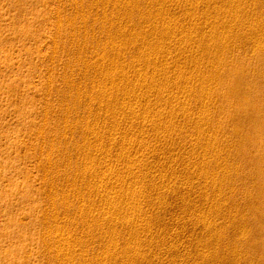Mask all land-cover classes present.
Masks as SVG:
<instances>
[{
  "label": "rangeland",
  "instance_id": "1",
  "mask_svg": "<svg viewBox=\"0 0 264 264\" xmlns=\"http://www.w3.org/2000/svg\"><path fill=\"white\" fill-rule=\"evenodd\" d=\"M51 1V2H50ZM74 1V2H73ZM80 2V4L78 3V0H76V2H75V0H70V2H69V0H0V264H71L72 262H75V260H76V262L78 263V262H80V263H82V264H85L86 262V264H90L91 262L93 263V264H98V262H100V261H98L99 260V258L101 257V256H103V255H101L100 256V254H104V256L105 257H107V256H109V257H107L106 259H109V260H112V262H113V264H122L123 263V261H121L122 259H124L126 256H127V253L126 252H128L129 254L128 255H131V253L129 252V251H127V245H129V243L128 244H126V242H127V240L128 239H130V240H128V242H130V241H133L134 239H131V234L129 235V233H130V231L128 230V229H125V228H127L126 226H125V228H124V226L122 225H120V226H118V223L117 224H115V225H113L111 222H109V221H106L105 219V221H103V219H102V215H100V214H98V212L99 213H101V214H103L102 213V210H100V209H102L103 208V211L104 212H106V210H107V206L109 205V204H107V203H104L103 202V200H101V199H99V197H100V194H98V193H96L93 189V191L90 189V188H86V185H87V187L88 186H90L91 184H92V181H93V183H98L97 181L98 180H96V179H99V177H94V176H92V178H88L87 176H88V174L87 173H85L86 175L85 176H83L80 172H82V171H79V170H81V168H82V170L85 168V169H89V167L91 168V165H94L93 167H92V169L93 168H95V165H96V167H98V165L100 166V161H98L99 159V156L100 155H97L96 157H95V155L97 154V152H96V150H97V147H99V146H102V143H103V141L105 142V144L107 145L108 144V142H109V139H111V137H109L108 138V135H107V132H108V129H110V127L111 126H113L114 124H112V120L114 121L113 123H115L116 121H117V119H118V123L120 122L121 124L123 123V122H126L125 124H123V125H120V124H118L117 123V125H119V127H118V132L116 131V133L119 135H116V133H115V131L113 132V131H111V130H109V131H111V132H113V133H115V135L113 134V138H116V139H113V140H110V143H112L113 142V144L114 143H116L115 144V146H114V148L113 149H111V152H110V160H108V161H106L107 163L108 162H111V163H109V164H107V167H105V164L103 163V164H101V167L100 168H102V169H104L103 167H105V169H109L108 170V172L109 171H112L113 172V170H114V173L113 174H115V176L113 175V177H116L117 176V178H118V180L119 179H121L122 177V179L121 180H124V178L126 179V178H128V176H127V174H123V173H120V175H122V177H120V175H119V172H121V170L120 169H122V165H123V161H120L119 160V157H118V153L119 152H121L122 150H124V148L127 146V144L126 143H128V141H129V145L130 144H134L135 146H137V145H139L140 147H138L137 148V151L136 150H133V151H131V153L130 154H135V152H139V149L142 151V148H143V151L142 152H144V153H142L141 151V153L139 152V154L138 155H132V157L134 158H136V157H138V156H140V158L138 157V159H139V161H142V160H146V162H147V160L149 159V161L147 162V167L144 169V171L145 172H147V173H145L146 174V176L145 175H143L144 173V171L143 170H141V171H143V172H140V171H137V169L135 170V172L137 171V172H139V173H143V174H139V176H140V178H139V176H138V174H137V172H136V175H135V172L134 173H132V175H129V176H132L133 178L135 177H137L138 176V180L137 179H133V178H130L131 180L133 179V180H137V182H139L141 179H142V181L144 180V183H142V181H140V183H135L134 181H133V184L134 185H132V187L133 186H135V189H136V186H137V189L136 190H138V189H140L139 191H141V192H143V190H144V194L146 195V197H147V195H148V199L146 198L145 200L144 199H142V200H137V202L136 203H138L139 201H142V202H139L138 203V207L141 209V210H143L142 212H144V214H143V216L145 217V220H144V217L142 218V219H139L138 220V223L139 224H141V223H143V226H144V224L145 223H147L148 224V226L150 227V228H148V230H139L138 232H139V234L138 235H140V237L142 238H139V236H138V238H137V240H139V239H141V240H139V242H144V246L146 247H144V251H143V254H144V252H145V257H143L142 258V262H143V264H180L181 262H183V263H181V264H188L189 263V259H191V262H190V264H198V262L200 263V264H202V262H201V259L202 258H200V256H201V254H203V252L204 253H210L211 251L212 252H214L215 250H213V249H215L216 247L218 248H216V254H217V257L215 256V252H214V254L211 252V254L213 255V257H214V259L212 260V258L211 259H209V261H210V263H209V261L208 260H206V261H203V264H206L205 262H207V264H229L231 261H234V260H232L233 258H235V262H231L230 264H250L251 262V264H264V254H262L261 253V251H263V250H260V251H257L258 249L255 247H251L252 245H248V241L246 240L245 241V238L246 237H244V236H241V237H239V234H236L235 233V231L236 230H234L233 231V228H231V227H229V226H231L232 225V223H233V221H236V220H239V221H241L242 222V224H244L245 226H247V228H248V225L250 226V223H251V221H252V216H251V214H249V208L248 207H245V206H247V198L245 197V195H244V193H243V191H242V189H244L246 186H248L247 184L245 185V184H243L242 185V182L243 181H240L239 179H236L235 178V180L231 183V184H228L227 186H228V188L226 187V190L225 191H227V193H228V191L230 190V192H231V190H232V192H231V194H233L232 196H231V198L233 199V202H235V203H237V204H235L236 205V208H235V205H232L233 207H231V208H233V212L231 211V213H234L233 215H232V217L229 219V222L230 223H226V224H223V223H225V221L224 220H226V219H222L223 217H224V215L221 217V218H219L218 216H216L215 217V219H214V217H213V223L215 222L218 226H221V225H223L224 227H222V231L220 232V229H221V227H219L218 229H217V225H216V229L215 230H218L219 231V233H218V231L216 232L217 234L216 235H212V233H210L213 237H215L214 239H213V237L208 233L207 234V232L208 231H205L204 230V228L203 227H201L202 225H200V224H196V223H194V220H195V217H197V215H202V213H204V212H206L207 211V209H209L210 207H211V202H208V201H206L205 202V200H203L202 199V197L201 196H203V193L204 194H207L208 196H210V189H204V188H201L199 185H198V179H195V177L197 176L198 177V174H197V172H196V168H194L193 167V161L194 162H196V161H199L200 160V158H202L201 157V155H199L200 153H197L198 152V150H196V151H194L195 152V154H193L194 152L189 148V146H187L188 148H189V152H191V154L189 155V154H187V153H189L188 151L186 152V150L188 149L186 146H185V148H184V144L186 143V139H184L183 138V135L182 134H180V135H176V134H174V131L172 132V130H168V128L167 127H165V125H164V129H163V127H161L162 129L161 130H159L160 132L159 133H164V135H165V138H162L160 135L162 134H160L159 136H157V135H154L155 134V132L153 133V131L151 130L152 129V126H153V124L155 123H153V122H149V123H147V121L145 120V119H143V117L145 116V114H147V113H145L144 112V114L142 113V115H143V117L141 118V116H139V118H138V120L137 121H139V119H143L144 121H146V122H143V120H142V125H145L144 127H139L138 125L140 124V123H138L136 120H131V123H130V121L127 119V118H124V117H121L120 115H118L117 117L118 118H115V120L114 119H112V117L110 116L111 114L110 113H112V111L109 109H107V107L105 106V102H100V101H98V100H96L97 98H94L95 99V101H94V99L93 100H91V98H93L94 96V92H95V90L97 89V87H98V83H99V81L102 83L103 81H105V79L103 78V81H101V79H102V75L101 74H97V72H99V71H94L93 70V66L95 65V64H93V63H97L98 62V60H100L99 59V53H100V50L98 49V46H97V43H100L101 44V46L102 45H104V44H106L105 46L106 47H108V46H110L111 45V39H110V41L108 40L109 38H111V37H109L108 36V34L106 33V28H108L110 25H116V23H118L119 24V22H121V24H119L118 26H117V29H119L120 31H126L125 33H128V32H130V31H137V29H140V28H144V26H146L145 28H149L150 27V25L151 24H149V23H151V22H149V23H147V21H145L147 24H145V22H144V25L141 23V22H143V21H141L140 23L142 24V25H140L139 24V17L137 16H135V15H133V14H137L138 15V13L140 12H143L144 13V11L146 10H150V12H161L162 10H163V12L165 11V8L167 7L168 8V10H166L165 11V14H168L169 13V17H165L164 19V23H162L163 24V26L165 25L166 27L165 28H167V27H170V28H172V27H176L175 29H174V33L173 34H177V35H175L174 37L175 38H184V37H182L184 34H185V36H187V37H189L190 38V36L193 38H190V40L192 41V47L194 48H191V41H189L190 43V45H189V47H187V48H184V47H180V46H178V45H175V47H170L169 49L171 50H169V53H171L172 51V54H170L171 56H169L168 55V53H167V57L169 56V57H171V59L168 57V58H164V59H161V63L163 64V61H164V63L165 62H167V61H169L168 62V64H166V65H164V67H167V66H169L168 68H170V65L169 64H171V70H173V72L175 73L177 70H180L181 71V69L182 70H184L185 69V72L187 73L188 71H189V74H192V73H194V72H192L195 68L194 67H196V60H197V58L199 59V57H200V59H202V60H200L199 59V61H200V63L197 61V66L199 67H196V68H198L197 70L195 69L194 71H195V73L197 72V71H200V69H201V73L200 72H198V73H200V74H202V73H204L203 74V76H205L206 75V73L207 74H209L208 72H209V70H207V69H209L210 68V73H218L219 71L221 72L222 70V66L224 67V65H221V64H223L224 62H227V64L229 63V64H232V65H237L238 67H243V68H246L247 70H248V72L252 75V76H250V77H258V74H257V72H256V68H258V67H260V69H261V73L263 74L264 73V71H263V69H264V50H263V52H261V51H257V50H254V49H252V46H249L247 43V41H244L243 40V37L242 36H239V35H241V33H242V30L243 29H247L248 28V25H249V21L251 20L252 21V26L253 25H255L256 23H257V21H258V24L260 25L261 23V26H262V28H263V30H264V18H263V16H264V0H252L253 2H251V0H239V2H240V5H236V0H232L233 2H230L231 0H227V1H225V0H218V2H216L217 0H213L212 2H209L210 0H208V4H207V0H204V2H202V3H200L201 1L200 0H194V1H188V2H192L191 4L193 5V7L192 6H190L191 4L189 3V6L187 5V3H184L186 0H177V2L178 3H180V4H178L177 2H176V0H174L175 2H170L169 0H164V3H163V5L162 4H160L159 3V5L158 4H156L155 6H152L151 5V7H154V8H158L157 10H155L154 11V8H151L150 7V4L149 5H146V4H148V1H145V0H137V1H139V4L137 3L136 5L137 6H139V9H138V11L136 10L137 8H132L133 6L131 5V7L128 5V7H126V9L124 10V11H127V12H125L124 14L122 13L121 14V12H123L122 11V9H119L120 11H116V10H118L117 9V7H114L113 8V6H115L116 4H115V1H111L110 2V5H109V0H108V4L106 3V4H101L100 2L98 3L97 2V0L96 1H93V0H91V2L93 3V4H90L91 2H90V0H88V2H87V0H79ZM118 1V0H117ZM116 1V2H117ZM121 0H119V2H120ZM180 1V2H179ZM196 1V3H200L201 4V6H200V4H197V5H195L196 3H194ZM199 1V2H198ZM216 3H215V2ZM223 1V2H222ZM245 1H247L248 3L250 2V4L252 5V3H253V7L255 8L254 10H253V7L251 6L250 7V4L249 5H246L245 3ZM262 1V2H261ZM86 2V3H85ZM143 2H144V4H143ZM147 2V3H146ZM167 2H169V3H171V5L169 4V3H167ZM183 2V3H182ZM215 3V4H212V3ZM219 2H221L220 4H219ZM225 2V3H224ZM228 2V3H227ZM235 2V3H234ZM238 2V1H237ZM239 2L237 3V4H239ZM73 3V4H72ZM76 5H75V4ZM89 3V4H88ZM95 3H97V4H95ZM112 3H114L115 5H112L111 6V4ZM172 3H173V5H172ZM176 3V4H175ZM232 3V4H231ZM247 3V4H248ZM261 3V4H260ZM78 4V5H77ZM144 6H143V5ZM174 4H175V6H174ZM177 4H178V7H177ZM182 4H184L186 7H184V5H183V7H182ZM210 4V5H209ZM218 4V5H217ZM223 4V5H222ZM227 4H229V5H227ZM235 4V6L236 7H231V5H234ZM241 4L243 5V7L241 8L240 6H241ZM61 5V6H60ZM67 5V6H66ZM70 7H69V6ZM74 5H75V7H74ZM88 5V6H87ZM89 5H92V6H89ZM98 5V6H97ZM99 5H100V7L102 8H100L99 7ZM104 5H106V6H104ZM109 5V6H108ZM141 5H142V7H141ZM168 5H170V8L172 9V11H171V9L169 8V6ZM179 5H181V7L179 6ZM198 5H199V8L197 9V7H198ZM207 5V6H206ZM208 5H209V7H208ZM212 5V6H211ZM216 5V6H215ZM226 6V11H225V6ZM57 6V7H56ZM59 6V7H58ZM84 6H85V8H84ZM94 6V7H93ZM105 8H104V7ZM145 6H147V7H145ZM166 6V7H165ZM197 6V7H196ZM204 6H206V7H204ZM218 6V7H217ZM220 6V7H219ZM229 6V7H228ZM260 6V7H259ZM262 6H263V8H262ZM56 7V8H55ZM73 7H74V9H76L75 10V12H73L74 11V9H73ZM78 7H79V9H78ZM97 7V8H96ZM109 7V8H108ZM146 8L145 10H144V8ZM150 7V8H149ZM162 7H165V8H162ZM175 7V8H174ZM190 8V10H189V8ZM201 7V8H200ZM215 7H217V8H215ZM227 7L229 8V9H233L234 8V10H233V12H231L230 10H227ZM239 8V10H238V8ZM244 7H248V8H246V9H244ZM57 8H58V10H57ZM89 8V9H88ZM93 8V9H92ZM112 8V9H111ZM131 8V9H130ZM143 8V9H142ZM148 8V9H147ZM162 8V9H161ZM219 8V10L218 11H216L217 9ZM222 8V9H221ZM251 8V9H250ZM52 9V10H51ZM55 9L59 12L60 11V13H57V11L55 12ZM63 9H64V11H63ZM95 9V10H94ZM105 9H107L106 11H105V13H104V10ZM111 9V10H110ZM170 9V10H169ZM186 9V10H185ZM194 9H197L196 11H194ZM213 9H214V11H216V12H214L213 11ZM242 9V10H241ZM243 9H244V11L246 12V11H248L247 13H246V15H248V14H250V16H245V14L243 13L244 11H243ZM248 9V10H247ZM259 9V10H258ZM71 10V11H70ZM78 10L80 11V12H78ZM82 10V11H81ZM90 10H92L91 12H90ZM93 10H94V13H93ZM103 11V14H100V12H102ZM110 10V11H109ZM114 10V11H113ZM187 10H188V12H189V14L187 13ZM194 12H193V11ZM250 10V11H249ZM252 10H253V12H252ZM262 10V11H261ZM68 11V12H67ZM95 11H97V15H96V12ZM134 11V12H133ZM169 11V12H168ZM201 11V12H200ZM208 11V12H207ZM211 11V12H210ZM213 11V12H212ZM224 11V12H223ZM230 12L232 15H230V17L232 16L233 18H231V20H230V18L228 17L229 16V14H228V12ZM234 11H236V13L234 12ZM239 11H241V12H239ZM52 14H51V13ZM54 12L56 13V15L54 14ZM63 12V13H62ZM77 12L80 14V13H82V14H77ZM107 12H108V14H107ZM111 12V13H110ZM114 12V13H113ZM120 12V13H119ZM179 12V13H178ZM184 12V13H183ZM191 12V13H190ZM209 12L211 13L210 14V16H209ZM222 12H223V14H225L224 15V17L226 18V20H227V22H228V24H227V22H226V20H224L223 21V15H222V17H220L221 16V14H222ZM74 13V14H73ZM118 13V14H117ZM194 13V15H192ZM203 13H206L205 15L203 14ZM208 13V14H207ZM212 13L213 14H215V16L214 15H212ZM216 13H219L218 15L216 14ZM239 13V14H238ZM243 13V14H242ZM252 13H254V14H252ZM255 13H257L256 15H259V16H256L255 15ZM259 13V14H258ZM69 14V15H68ZM71 14V15H70ZM74 15V17L75 18H73V15ZM92 16H91V15ZM99 14H100V16H99ZM104 14H106V16L108 17V16H110V14H112V16L115 14L116 16H113V17H117V19H120V20H116V22H115V20H112L111 21V19H109L110 17H108V18H104L103 19V16L102 15H104ZM126 14L128 15V16H126ZM130 14V15H129ZM158 14V13H157ZM177 14V15H176ZM201 14L203 15V17L205 16H207L206 18L204 17V18H202V16H201ZM238 15V16H236V15ZM54 15V17H51V16H53ZM57 15H59V19L61 20L60 22H59V24H61V27H60V29L62 30L61 31V33H59V35H57L58 33H56L55 31H56V29H58V28H56L57 27V24H58V22H56V18H57ZM66 15V16H65ZM83 15H84V17L85 18H83ZM93 15L96 17V19H94L93 18ZM121 15V16H120ZM122 15L124 16V17H122ZM132 15V16H131ZM162 15V14H161ZM174 15V16H173ZM179 15V16H178ZM187 15H189V16H191V17H188ZM77 16V17H76ZM91 16V17H90ZM102 16V17H101ZM130 16V17H129ZM135 16V17H134ZM202 18V19H200V17ZM213 17V20L214 21H212V17ZM217 16H218V18H217ZM235 16V17H234ZM241 16H242V18H241ZM258 18V20H257V18ZM261 16V17H260ZM63 17H64V19H65V22H64V19H63ZM101 17V18H100ZM112 17V18H113ZM126 17H129V18H126ZM187 17H188V19H189V22H188V20H186L187 19ZM198 17V18H197ZM214 17H216V19H214ZM229 19H228V18ZM237 17V18H236ZM239 17V18H238ZM243 17H245V18H243ZM248 17V18H247ZM255 17V18H254ZM69 18H70V21H68L69 20ZM80 18V19H79ZM81 18H83V19H81ZM90 18H92L93 20V22H91V19ZM100 20H98V19ZM125 18V19H124ZM191 18H193V20L191 19ZM224 18V19H225ZM241 18V23H240V21L238 22V20ZM247 18V19H246ZM249 18H251V19H249ZM252 18L253 19H256V20H252ZM68 19V20H67ZM73 19H74V21H73ZM79 19V20H78ZM84 19H88L87 21H85ZM108 19V20H107ZM114 19V18H113ZM123 19V20H122ZM128 19V20H127ZM130 19H133V20H130ZM160 18H158V21L160 22V20H159ZM196 19V20H195ZM197 19H199V20H197ZM208 19V22H206V24L204 23V22H202L203 20H207ZM221 19H222V23L224 22V24H222V23H220L219 22V20L221 21ZM237 19V22L235 21ZM244 19V22L242 21ZM249 19V20H248ZM53 20V21H52ZM57 20H58V18H57ZM84 20V21H83ZM90 20V21H89ZM97 20L99 21V22H97ZM109 20L111 21V22H109ZM127 20V21H126ZM135 20V21H134ZM169 20H170V22H169ZM186 20V21H185ZM201 20V21H200ZM231 21V23L229 24V21ZM246 20L249 22V23H247L246 22ZM119 21V22H118ZM123 21H125V24H124V22ZM128 21H129V23H128ZM176 21V22H175ZM192 21V22H191ZM195 21H197L198 23H195ZM219 22L218 24L220 25V27H221V25H222V27L221 28H223V27H225L224 28V30L223 29H221L220 27H219V25L217 24V29H214V26H213V28H212V25L213 24H216V22ZM260 21H261V23H260ZM72 22H73V25H72ZM86 22V23H85ZM102 24H101V23ZM114 22V23H113ZM158 22V23H159ZM215 22V23H214ZM232 22H234L233 24H232ZM57 23V24H56ZM65 25H64V24ZM69 23V24H68ZM70 23H71V25H70ZM78 23V24H77ZM84 23L85 24V26L88 28H86L85 26H84V24L82 25V24ZM89 23V24H88ZM98 23V24H97ZM104 23V24H103ZM107 23H108V25H107ZM111 23V24H110ZM122 23L124 24V25H126V23H127V25H126V28H124L125 26L124 25H122ZM190 23V24H189ZM194 23V24H193ZM212 23V25L210 26V25H207V24H211ZM226 23V24H225ZM241 25H240V24ZM56 25V26H54V25ZM67 24L68 25H70V26H68L67 27ZM170 24V25H169ZM173 26H172V25ZM175 24H176V26H175ZM178 24V25H177ZM196 24H200V25H196ZM239 24V26H237ZM64 25V26H63ZM82 25V26H81ZM88 25H90L89 27H88ZM97 25V26H96ZM100 25V26H99ZM102 25V26H101ZM105 25V26H104ZM107 25V26H106ZM137 25V26H136ZM138 25H139V27H138ZM149 25V26H148ZM183 25V26H182ZM196 25V26H195ZM204 27H203V26ZM234 25V27H239V29H241V30H239L237 33L236 32H232V31H230V28H232V26ZM250 25H251V23H250ZM63 26V27H62ZM75 26V27H74ZM79 26H81V27H79ZM94 26H96V27H94ZM114 26H112L113 28H114ZM120 26V27H119ZM134 26V27H133ZM141 26H143V27H141ZM187 26V27H186ZM195 26V27H194ZM199 26V28H197ZM201 26V27H200ZM210 26V27H209ZM242 26H244V28L242 27ZM245 26H246V28H245ZM252 26H250V27H252ZM78 29H77V28ZM83 27H85L84 29H83ZM103 27V28H102ZM128 27H131V28H128ZM135 29H133V28ZM136 27H137V29H136ZM178 27H180V28H178ZM189 27V28H188ZM190 27H192V28H190ZM206 27V28H205ZM227 27H230L229 29L227 28ZM64 28V29H63ZM71 28H73V29H71ZM91 28V29H90ZM105 28V29H104ZM112 28V29H113ZM120 28H122V29H120ZM124 28V29H123ZM165 28H163V30L165 29ZM195 28H197V30H198V33L199 34H201L200 32H199V30L202 32V34L201 35H203L204 34V36L202 37L201 35V37H197L198 36V33H197V30L195 29ZM202 28H203V30H202ZM205 28V29H204ZM243 28V29H242ZM68 29H70V30H68ZM83 29V31H81ZM126 29V30H125ZM128 29L130 30V31H128ZM181 29V30H180ZM210 29H213V30H210ZM71 30H73V31H71ZM92 30H93V32H92ZM95 30V31H94ZM99 30V31H98ZM104 30V31H103ZM176 30V31H175ZM190 30V31H189ZM193 30V32H191ZM195 30H196V32H195ZM216 30H218V31H216ZM219 30H220V32H219ZM223 30V31H222ZM76 31H77V33H76ZM86 33H85V32ZM89 31H91L92 33H89ZM178 31V32H177ZM188 31V33H186V32ZM207 31V32H206ZM210 31H213V33L211 32L210 34H209V32ZM217 33V36H216V33ZM224 32V31H226V32H224V33H222V32ZM230 31V32H229ZM245 31V30H244ZM81 32V33H80ZM82 32H84V34L82 33ZM89 34H88V33ZM98 32V33H97ZM180 32H182V33H180ZM191 32V33H190ZM195 32V33H194ZM207 33V35L208 36H213V37H211L210 38V43L212 42V41H214V44H213V42H212V45L213 46H215V48H217L216 46H218V45H216V44H218V42H216V41H220L219 39H223L224 37L226 38L225 39V42L226 43H228V42H230V43H228V46L229 47H224V49H225V51L227 52L228 50H229V52H225L224 54H223V56H224V58H223V56L222 55H219L220 57L219 58H216L215 56H217L218 57V55H213V54H216V52H217V50L216 49H212V47L213 46H211L210 47V49H212L213 50V53H212V50H210V51H208V53H205V52H202V51H200V53H198V51L199 50H201V48L199 49V47L197 48V47H195V45H194V43L196 44L198 41L200 42V41H203L205 38L206 39H209L208 38V36L207 37H205V35H206V33ZM218 32H219V34H218ZM241 32V33H240ZM69 33V34H68ZM94 33V34H93ZM99 33H100V35H101V37L102 38H100L99 36ZM103 33V34H102ZM214 33H215V35H214ZM239 33V34H238ZM62 34H64V35H62ZM72 35V37H71V35ZM83 34V35H82ZM91 34V35H90ZM183 34V35H182ZM186 34H190V35H186ZM195 34V35H194ZM220 34H223V35H221L220 36V38H219V35ZM227 34V35H226ZM57 35V36H56ZM74 35V36H73ZM77 35V36H76ZM80 35H82L83 36V38H82V36H80ZM85 35H87L88 37L86 38V36ZM93 35H95V37H93ZM103 35H105V37L103 36ZM106 35L108 36V38H106ZM225 35V36H224ZM230 35V36H229ZM233 35V36H232ZM91 36L93 37V40L91 39ZM214 36H216V37H214ZM264 36V34H262L261 35V37H263ZM53 37H54V39H53ZM73 38L74 40L75 39H77V41L75 40V42H74V40L72 39V41H71V38ZM80 37L82 38V39H80ZM233 37V38H232ZM242 37V38H241ZM101 40H105L106 41V39H107V41L105 42H103V41H99L100 39ZM105 38V39H104ZM189 38H188V40H189ZM199 38H204L203 40L202 39H199ZM219 38V39H218ZM236 38V39H235ZM52 39H53V41H52ZM98 39V40H97ZM147 41H152L151 40V37H146L145 38ZM152 39H153V37H152ZM156 40H158V41H160V39L159 38H155ZM154 39V40H155ZM197 39V41H195ZM212 39H214V40H212ZM221 39V40H222ZM232 39V40H231ZM84 40V41H83ZM90 40H92V41H90ZM96 40V41H95ZM120 40V41H119ZM146 40H144L145 42H146ZM235 40V41H234ZM237 40V41H236ZM71 43H69V42ZM81 41V42H80ZM87 41V42H86ZM109 41V42H108ZM119 41V42H118ZM228 41V42H227ZM232 41V42H231ZM55 42V43H54ZM68 42V43H67ZM86 43V45L84 46L83 45V43ZM89 42L91 43L90 45H89ZM96 42V45L94 44ZM104 44H103V43ZM198 42V43H199ZM221 42V41H220ZM238 42V43H237ZM241 42H243V43H241ZM246 42V43H245ZM54 45H53V44ZM58 43V44H57ZM65 43V44H64ZM77 43V44H76ZM115 43H117V45H121L122 44V40L119 38V39H117V40H115ZM121 43V44H120ZM158 43H160L161 44V42H158ZM234 43H236V44H234ZM245 43V44H244ZM160 44H158V45H160ZM230 44V45H229ZM234 44V45H233ZM244 44V46H242ZM246 44L248 45V47L246 46ZM53 45V46H52ZM56 45V46H55ZM61 45V46H60ZM77 45V46H76ZM81 45V46H80ZM130 45V46H129ZM134 44L132 43V47L134 48V49H131L130 50V48H131V44H128L127 46H128V49H126L125 51H124V54L123 55H125V56H122L121 57V55H119L120 56V58H119V56H117L118 58L116 59V58H114V59H116V60H118V62L121 60V58H122V60L119 62V63H121L123 60H124V64L123 63H121L122 65H125V67H126V69L128 68V67H133L134 69H137V68H139V66H140V63L138 64V62H141L142 61V57L141 58H139V59H136V58H134L135 57V55H137V53H138V49H135L136 47L135 46H133ZM194 45V46H193ZM211 45V44H210ZM70 46V47H69ZM72 46V47H71ZM84 46V47H83ZM88 46V47H87ZM95 46V47H94ZM140 46H144V44H142V43H140ZM163 46V41H162V45H160V47H162ZM177 46H178V48H177ZM232 46V47H231ZM234 46V47H233ZM52 47H56V48H52ZM83 48V50H84V52L83 53H81L82 52V48ZM90 47V48H89ZM91 47H92V49H91ZM97 47V48H96ZM231 47V48H230ZM247 47V48H246ZM60 48V49H59ZM89 48V49H88ZM93 48H95V49H93ZM181 48H182V50H181ZM184 48V49H183ZM196 48V49H195ZM227 48H228V50H227ZM232 48H233V50H232ZM55 49L57 50V51H55ZM62 49H63V51H62ZM69 49V50H68ZM71 49V50H70ZM88 49V50H87ZM175 49V50H174ZM179 49V50H178ZM186 49H191L190 51L189 50H186ZM192 49H193V51H195V50H197L195 53L192 51ZM73 50V51H72ZM99 50V51H98ZM137 52H136V51ZM183 50L185 51V55H187L186 57H185V55H184V52H183ZM239 50H240V52H239ZM243 50V51H242ZM252 50V51H251ZM52 51H54V52H52ZM66 51V52H65ZM79 51V57H84V58H86L85 59V65H83L84 64V62H83V60H84V58L81 60V61H78V62H76L77 60V57H78V54H77V52ZM90 52L91 53V51H95V54H94V52H92L91 54L90 53H88V52ZM132 51H134L133 53H132ZM166 52H167V50H165ZM190 53V54H192L193 55V57L196 55V54H201L200 56H198L197 57V55H196V60H195V62L194 63H190V60L192 61V60H194L193 59V57L191 58L190 57V60H189V55L190 54H187L188 52ZM215 51V52H214ZM231 51V52H230ZM75 52V53H74ZM86 52V53H85ZM97 52V53H96ZM126 52H127V54H126ZM128 52H129V54H131V55H128ZM166 52H165V54H166ZM182 52V53H181ZM237 52H238V54H237ZM243 52V53H242ZM65 53V54H64ZM90 54L89 56H88V54ZM136 53V54H135ZM180 53V54H179ZM210 53V55H208ZM212 53V54H211ZM230 53H231V55H230ZM68 54V55H67ZM74 54V55H73ZM83 54V55H82ZM98 54V55H97ZM178 54V55H177ZM206 54H207V56H206ZM235 54V55H234ZM240 54V55H239ZM243 54V55H242ZM56 55H58V56H56ZM66 55V56H65ZM77 55V56H76ZM82 55V56H81ZM92 55V56H91ZM93 55H95V56H93ZM176 55V56H175ZM180 55H182V56H180ZM239 55V56H238ZM74 56V57H73ZM134 56V57H133ZM178 56L180 57V58H178ZM191 56V55H190ZM206 56V57H205ZM208 56H209V58L210 59H212V60H210L209 58H208ZM243 56V57H242ZM49 57H50V59H49ZM67 57H69V59L67 58ZM89 57V58H88ZM93 57V58H92ZM123 57H124V59H123ZM173 57L174 58H177L176 59V62L174 61V59H173ZM203 57V58H202ZM222 57V58H221ZM226 57V58H225ZM233 57V58H232ZM236 57V58H235ZM238 57V58H237ZM74 58H76V59H74ZM127 58V59H126ZM131 58H133V59H131V60H136V62H133V65H131L130 66V63L132 64V61L130 62V59ZM182 58H184L185 60H187V62L183 59L182 60ZM186 58H188V59H186ZM195 58V57H194ZM205 58H207L208 60H209V62L208 61H206V59ZM227 58H229V59H227ZM241 58V59H240ZM43 59V60H42ZM73 59V60H72ZM88 59L90 60V61H88ZM91 59H93L94 61H93V63L91 62L92 60ZM95 59H97V61L95 60ZM120 59V60H119ZM173 59V60H172ZM178 59H179V61H178ZM218 59V60H217ZM219 59H220V61H219ZM224 59V60H223ZM226 59V60H225ZM247 59V60H246ZM64 60H66V61H64ZM139 60V61H138ZM172 60V61H171ZM223 60V61H222ZM62 61V62H61ZM89 62L88 64H86V62ZM103 61V62H102ZM101 62L99 61V63H97V64H101L102 66L101 67H103V66H105V64L103 65V63H104V61L105 60H102ZM127 61H129V66H127L128 64L126 63ZM202 61H204L203 63H202ZM205 61L207 62V64L205 63ZM213 61H214V63H213ZM216 61H217V63H216ZM53 62V63H52ZM67 62V63H66ZM69 62V63H68ZM107 61H105V63H106ZM179 62V63H178ZM193 62V61H192ZM243 62H244V64H246V65H244L243 64ZM51 63V64H50ZM91 63V64H90ZM135 63L138 65H136V67L137 68H135L134 66H135ZM158 63H160V62H158ZM184 63V64H183ZM208 63H209V65H212V64H215V65H213V67L212 66H210V67H208L209 65H208ZM212 63V64H211ZM79 64H80V66H79ZM187 64H189V65H187ZM204 64H206L205 66L206 67H208L207 69H206V67L204 66ZM221 65L220 67H215V66H217V65ZM69 65H71L70 67H69ZM77 65V66H76ZM82 65H83V67L85 68V69H83V67H82ZM99 65H97V67L98 68H100V66ZM142 65V64H141ZM177 65H179V66H177ZM186 65V66H185ZM193 65H194V67H193ZM208 65V66H207ZM259 65V66H258ZM51 66V67H50ZM56 66V67H55ZM191 66V67H190ZM63 67V68H62ZM79 67V68H78ZM89 69H91V70H89ZM217 68V70L215 69V68ZM248 67V68H247ZM77 68V69H76ZM142 68H143V70H142ZM157 68V67H156ZM175 68L177 69V70H175ZM178 68H180V69H178ZM190 68H194L192 71L190 70ZM205 68V69H204ZM214 68V70L212 71V69ZM220 70H219V69ZM251 68V69H250ZM56 69V70H55ZM81 69H83L84 70V72H82L83 70H81ZM145 66H141V69L140 70H142V72H145V73H142V74H146L147 76H149L151 73H153V69H145ZM169 69V71H167L166 72V75H169L168 74V72H172L171 70ZM187 69V70H186ZM61 70H64V71H61ZM79 70V71H78ZM80 70H81V72L82 73H79L80 72ZM93 70V71H92ZM140 70H138V71H140ZM149 71V72H147V71ZM151 70V71H150ZM175 70V71H174ZM204 70V71H203ZM207 72H206V71ZM251 70V71H250ZM254 70V71H253ZM88 71L90 72L91 71V73L93 72L94 73V76H93V73L92 74H90V73H88ZM155 71V74L159 71V73L161 72L160 70H154ZM190 71H191V73H190ZM216 71H218V72H216ZM73 73V74H71V73ZM133 72V73H132ZM136 72L137 71H135V73H134V71H131L130 73H131V75H128V77L129 76H131V77H129L128 78V80L130 81V83H134L135 81H133V79L134 80H138L139 79V77H137L138 76V74L136 75ZM64 73V74H63ZM66 73H67V75H66ZM129 73V74H130ZM68 74H70L69 76H68ZM81 74H82V76H81ZM86 74V75H85ZM95 74H97V75H95ZM134 74V75H133ZM149 74V75H148ZM188 74V73H187ZM67 76V78H66V76ZM79 75V76H78ZM89 75H92L93 77L92 78H90L91 76H89ZM99 75V76H98ZM161 74H159L158 76H160ZM171 76H173L174 74L173 73H171L170 74ZM65 76V77H64ZM85 76V77H84ZM95 76H98V77H96L95 78ZM101 76V77H100ZM37 77V78H36ZM53 77V78H52ZM89 77V78H88ZM100 77V78H99ZM127 77V76H126ZM132 77H134V78H132ZM47 80H46V79ZM70 78V79H69ZM87 78V79H86ZM98 78V79H97ZM132 78V79H131ZM260 78V77H259ZM258 78V79H259ZM85 79H86V81H85ZM92 79V80H91ZM93 79H95V81L93 80ZM96 79H97V81H96ZM52 80V81H51ZM63 80H66V81H63ZM74 80V81H73ZM89 80H91V81H89ZM93 81V82H92ZM217 81V83H215V81L213 82L214 83V85H212V87L213 86H215V87H213L214 88V90H213V88H212V90H211V93H210V97H211V99H214V102H212L211 100V102H208V111H209V116H210V118L212 117V119L215 121L216 120V118L218 119V120H216L217 122H218V124L219 123H222V124H219L220 125V128H221V130L223 131V133L225 134V132L227 131L228 133H226L225 135L223 134V136H222V138L221 139H223V137H227L226 139H224V140H227V141H224L223 140V142L222 143H224V144H226V145H228L227 146V148H229V149H231V150H234V147H235V140L236 139H233V138H235L229 131H230V123L232 122V119H233V115L232 114H230V113H227L226 111H224V112H220L219 111V108H218V110H217V107H218V102L219 101H217V100H219L220 99V97L218 96V95H222V94H224L226 91H224V90H226L227 89V85L226 84H224L220 79L219 80H216ZM48 83V85H47V83ZM63 82H65V83H63ZM71 82V83H70ZM72 82H74V84L72 83ZM77 82L79 83V84H77ZM86 82V83H85ZM92 82L93 84H90V83ZM96 82H98L96 85L97 86H95V83ZM106 82V81H105ZM105 82H103L102 84L101 83H99L100 85H102V86H104V84H106ZM137 82V81H136ZM219 82H220V85H219ZM75 83H76V85H75ZM88 83V84H87ZM68 86H67V85ZM71 86H70V85ZM73 84V85H72ZM81 84H85V86L84 85H81ZM91 85V87H90V85ZM217 84V85H216ZM222 84V85H221ZM224 84V85H223ZM77 85H79V86H77ZM99 85V86H100ZM60 86V87H59ZM71 88H70V87ZM72 86H73V88H72ZM77 86V87H76ZM93 86H95V88L93 87ZM47 87V88H46ZM67 87V88H66ZM75 87L77 88V89H75ZM78 87H79V90H80V88H81V90L79 91L78 90ZM90 87V88H89ZM35 88V89H34ZM92 88V89H91ZM218 88H220V89H218ZM69 89V90H68ZM75 89V91H73ZM83 89H85L84 91H83ZM92 90V91H90V90ZM47 90V91H46ZM49 90V91H48ZM58 90V91H57ZM71 90V91H70ZM90 92H89V91ZM94 90V91H93ZM206 90V89H205ZM218 90V91H217ZM222 90H223V92H222ZM76 91H79L78 93H81V94H78V100L76 99V101H74V100H71L73 97L74 98H77V94L75 93ZM82 91L84 92V93H87V95H88V97H87V95L86 94H84V93H82ZM86 91V92H85ZM213 91V92H212ZM56 92V93H55ZM62 92V93H61ZM67 92H68V94H67ZM72 92H74V93H72ZM206 92V91H205ZM215 92V93H214ZM218 92V93H217ZM220 92H222V93H220ZM49 93V94H48ZM60 93V94H59ZM65 93V94H64ZM58 94V95H57ZM62 94H64V95H62ZM83 94V95H82ZM213 94V95H212ZM80 95V96H79ZM91 96V98H90V96ZM214 95H216L215 97H214ZM73 96V97H72ZM76 96V97H75ZM83 96V97H82ZM84 96H86V98L84 97ZM63 97V98H62ZM69 97V98H68ZM82 97V98H81ZM153 97V96H152ZM69 100H71V101H69ZM62 99H64V100H62ZM83 99V100H82ZM87 99H88V101H87ZM217 99V100H216ZM43 100V101H42ZM58 100V101H57ZM59 100H61L60 102H59ZM82 100V101H81ZM91 100V101H90ZM66 101V102H65ZM80 101V102H79ZM87 101V102H86ZM90 101V102H89ZM93 101V102H92ZM216 101H217V103H216ZM76 102V103H75ZM82 102V103H81ZM60 103V104H59ZM66 103H67V107H66ZM88 103V104H87ZM93 103H95V104H93ZM102 103V104H101ZM103 103H104V105H103ZM190 103V102H189ZM209 103H212V104H209ZM214 103H216L215 105H217L216 107L214 106ZM45 104H46V106H45ZM49 104V105H48ZM58 104H59V106H61L60 108H62L61 110H60V108H58L59 106H58ZM65 104V105H64ZM78 104V105H77ZM81 104V107L79 106ZM193 106H192V105ZM48 105V106H47ZM68 105H70V106H74V107H68ZM91 105H92V107H91ZM97 105V106H96ZM99 105H101V106H99ZM184 105V104H183ZM190 105L192 106V107H190ZM198 105V104H197ZM195 103H193V102H191L190 104H188V106H187V104L185 105V106H187V108L189 109L188 111H190L192 114H194L195 113V111L197 110H200V108H199V106L197 107V108H199V109H197L196 108V106H197ZM49 106H50V108H49ZM57 106V107H56ZM65 106V107H64ZM88 106H90V107H88ZM104 106V107H103ZM46 107V108H45ZM87 107H88V109H87ZM96 107V108H95ZM101 107V108H100ZM106 107V108H105ZM168 106H166V109H164L165 107H163V109L164 110H162V109H159L160 111H159V113H162L161 115V119L163 120V121H165V123H166V121H168V120H171L170 118H172V120L174 119V120H176V119H178V120H181L180 119V117H179V108L180 107H178V108H176V111L178 110V113L176 114V111L174 112V114L176 115H174V117H177V118H174V117H167L166 115L168 114V110H169V107L167 108ZM184 107V106H183ZM194 107V108H193ZM69 108V109H68ZM83 108V109H82ZM98 108V109H97ZM100 108V109H99ZM194 109V113H193V111H191V109ZM215 108V109H214ZM74 109V111H76V112H73V111H71V110H73ZM76 109V110H75ZM90 109V110H89ZM94 109V110H93ZM96 109H97V113H96ZM168 109V110H167ZM192 109V110H193ZM42 110L44 111V113L42 112ZM51 111V113H48L49 111ZM56 110V111H55ZM63 110V111H62ZM86 110V111H85ZM87 110H89L88 111V113H89V116L87 115V113H85V112H87ZM99 110V111H98ZM100 110H101V112H100ZM107 110V111H106ZM167 110V111H166ZM213 110V111H212ZM218 111V114H215L214 112L215 111ZM57 112V113H55V112ZM58 111H59V113H58ZM70 113H69V112ZM81 111H82V113H81ZM85 111V112H84ZM94 113H96V114H93V112ZM109 111H111V112H109ZM163 111V112H162ZM166 111V112H165ZM211 111H212V113H211ZM84 112V113H83ZM101 114H100V113ZM62 113V114H61ZM73 113V114H72ZM74 113H75V116H73L74 115ZM99 113V115H97ZM105 115H104V114ZM166 113V114H165ZM217 113V112H216ZM222 113L225 115H222ZM229 114L228 116H227V114ZM46 114V115H45ZM50 114V115H49ZM57 114H58V116H57ZM66 114V115H65ZM108 114V115H107ZM46 116L45 117V119H44V121H45V124H43L44 122H43V120H42V118L44 117V116ZM62 115V116H61ZM63 115L65 116L64 118H65V120L62 118L63 117ZM80 115V116H79ZM93 117H92V116ZM97 117H95V116ZM101 115V118H99V116ZM107 115V116H106ZM216 117H215V116ZM232 115V117H229V116H231ZM48 116L50 117V118H48ZM55 116V117H54ZM58 118H57V117ZM78 118H77V117ZM110 116V117H109ZM218 116V117H217ZM51 117H52V120H51ZM70 117V118H69ZM81 117V118H80ZM85 117H87V118H85ZM95 117V121H93L94 118ZM107 118V119H105L106 121L105 122H103V119L102 118ZM153 117V116H152ZM166 117V118H165ZM227 117H229V120H228V118ZM55 118H56V121H55ZM62 119V120H60V119ZM69 118V119H68ZM150 118V117H149ZM221 118V120H220V122H219V119ZM225 118V119H224ZM73 119H76V120H73ZM81 120L80 122H79V120ZM86 120V122H85V120ZM97 119H100V121L102 122H100L99 120H97ZM112 119V120H111ZM120 119H122L123 121L121 122L120 121ZM125 119H127L126 121H125ZM148 119V118H147ZM168 119V120H167ZM51 120V121H50ZM57 120H58V122H57ZM91 120L93 121V122H91ZM110 120V121H109ZM149 120V119H148ZM173 120V121H174ZM177 120V121H178ZM41 121V122H40ZM63 121V122H62ZM65 121H67V123H70V126H69V124H67ZM74 122V125L75 126H77V127H73L74 125L73 124H71V123H73ZM110 123H109V122ZM134 121V122H133ZM135 121L138 123H136L135 124ZM141 121V120H140ZM139 121V122H140ZM177 121H176V123H177ZM32 122V123H31ZM60 122V123H59ZM79 122V123H78ZM82 122V123H81ZM87 124H85V123ZM91 122V123H90ZM101 123V124H97V123ZM179 122V121H178ZM181 123H182V120L180 121ZM209 125H212V123H211V120L209 119ZM37 123V124H36ZM56 123H57V125H56ZM89 123V124H88ZM93 123L95 124V125H93ZM104 123V125H105V127L106 126H108V128H105L104 127V125H102ZM107 123V124H106ZM132 125H130V124ZM153 123V124H152ZM200 123V122H199ZM202 124H203V126H204V123H203V120H202V122H201ZM200 123V124H201ZM229 125H228V124ZM49 124V125H48ZM63 124H64V126L66 127L65 129H64V127H63ZM66 124V125H65ZM79 124V125H78ZM91 124L94 126V129L93 130H96V134L98 133H100L101 132V127L100 128H98L99 127V125H101V126H103V130L102 131H106V132H103V133H100L101 135H97L98 137L99 136H102V134H104L102 137V140H100V141H98L95 137H92L93 135H96L95 133H92V134H90L89 132H88V128L86 129V127H91ZM110 124V125H109ZM152 126H151V125ZM192 125H193V123H191ZM189 122H188V124H187V131L189 132V131H191L192 130V128L191 129H189V127H188V125L190 126L191 125ZM226 124V125H225ZM40 125H44V126H40ZM46 125H48L46 128H45V126ZM53 125V126H52ZM61 127H60V126ZM71 125H72V127H71ZM86 125V126H85ZM125 125H130V126H128V130H127V132H124L123 130H125L126 131V129H125V127H127V126H125ZM135 125H137V126H135ZM178 125H180V124H178ZM228 125V126H227ZM32 126V127H31ZM38 126V127H37ZM79 126V127H78ZM84 126V129L83 128H81V127H83ZM92 126V127H93ZM125 126V127H124ZM147 126H148V128H147ZM224 126V127H223ZM40 127V128H39ZM51 127V128H50ZM69 127H71V132L69 133V131H70V129H69ZM121 127H123V128H121ZM131 129H130V128ZM175 127H176V125H175ZM181 127H183V126H181ZM205 127V126H204ZM37 128H39V129H37ZM58 128V129H57ZM60 128V129H59ZM62 128L64 129V130H62ZM76 128V129H75ZM80 128V129H79ZM96 128V129H95ZM98 128V129H97ZM149 128H150V131H149ZM223 128V129H222ZM38 131H37V130ZM68 129V130H67ZM86 129V130H85ZM100 129V130H99ZM104 129H106V130H104ZM123 129V130H122ZM141 129V130H140ZM179 129V128H178ZM177 129V130H178ZM50 130H51V133H50ZM80 130H82V131H80ZM119 130H122L121 132H119ZM165 130V132H163ZM167 130V131H166ZM185 130V129H184ZM226 130V131H225ZM42 131H44V132H42ZM55 131V132H54ZM67 133H66V132ZM140 131V132H139ZM152 131V132H151ZM168 131H171L172 132V134H171V132H168ZM40 132H41V134H40ZM58 132V133H57ZM77 132V133H76ZM80 134H79V133ZM87 132H88V134H87ZM123 132V133H122ZM33 133H34V135H33ZM47 133V134H46ZM56 133V135L57 136H59L58 138H57V136L56 135H54ZM63 133V134H62ZM132 133V134H131ZM140 133V134H139ZM170 133V134H169ZM35 134H36V136H35ZM51 134V135H50ZM82 134V135H81ZM85 134V135H84ZM87 134V135H86ZM125 134V135H124ZM127 134V135H126ZM130 134H131V138L133 139H131L130 138ZM134 134V135H133ZM167 134H169L168 136H167ZM39 135H42L41 136V138L39 137ZM106 135V136H105ZM121 135V136H120ZM124 135V136H123ZM170 135H173L172 136V139L170 138L171 136ZM230 135V136H229ZM49 136V137H48ZM64 137V139H61V138H63ZM68 136H70V137H68ZM72 136V137H71ZM81 136V137H80ZM84 136H85V138L87 137H89V139H85L84 138ZM125 136H128L127 138L125 137ZM140 136L142 137L143 136V138L141 139L140 138ZM157 136V137H156ZM167 136V137H166ZM180 136V137H179ZM232 136V137H231ZM44 137H47V138H44ZM82 137H83V141H82ZM107 137V139H105ZM122 139H121V138ZM125 137V138H124ZM231 137V138H230ZM73 138V139H72ZM76 138H77V140H76ZM92 138V139H91ZM93 138H95L94 140H93ZM124 138V139H123ZM130 138V139H129ZM145 138V139H144ZM158 138H160V140L161 141H159V139ZM178 138H179V140H178ZM45 139L47 140V141H45ZM49 139H50V141H49ZM56 141H55V140ZM59 139V141H57ZM61 139V140H60ZM66 139V140H65ZM75 139V140H74ZM104 139V140H103ZM162 139H164L163 140V142H162ZM177 139V140H176ZM228 139H230V140H228ZM73 140V141H72ZM89 140V141H88ZM95 140H97V141H95ZM108 140V141H107ZM114 140H118V141H114ZM121 140H125L124 141V143L126 144V146L123 148L122 147V143H123V141H121ZM136 140V141H135ZM137 140H138V143H140V144H138L137 143ZM139 140H142V143H141V141H139ZM145 140V141H144ZM181 140H182V144H183V146H182V144L180 143L181 142ZM53 141V142H52ZM62 141V142H61ZM67 141H68V143H67ZM76 143H75V142ZM91 141V143H92V146H91V148H90V146H89V142ZM93 141V142H92ZM102 141V142H101ZM165 141H167V142H165ZM177 141V142H176ZM185 141V142H184ZM230 141V142H229ZM231 141H232V144H231ZM54 142H55V145H54ZM66 142V143H65ZM81 143L82 142V144H80L79 145V143ZM85 142V143H84ZM98 142H100V145L98 144ZM122 142V143H121ZM134 142V143H133ZM136 142V143H135ZM147 142V143H146ZM172 142V143H171ZM184 142V143H183ZM226 142V143H225ZM228 142V143H227ZM48 143H50V145L48 146ZM62 143H64V148L62 147ZM86 145V144H88V146L89 147H87V145L85 146L84 144ZM90 143V144H91ZM99 145V146H97V147H93V146H96L97 144ZM119 143H121V145L118 144ZM152 143V144H151ZM160 143V144H159ZM169 143H171V144H169ZM179 143H180V145H179ZM221 143V144H222ZM234 143V144H233ZM58 144H59V146H58ZM65 144H66V146H65ZM77 144V145H76ZM93 144H95V145H93ZM104 144V145H105ZM124 144V145H125ZM137 144V145H136ZM144 144H147V145H145V146H143L142 147V145ZM151 144V146H154L155 147V145H156V147H157V150L154 148V147H146V146H149ZM155 144V145H154ZM178 144V145H177ZM229 144H231V147H230V145ZM54 147V149H53V147ZM57 145V146H56ZM75 145V146H74ZM128 145V146H129ZM166 145H167V147H166ZM172 145V146H171ZM185 145H187V144H185ZM72 148H71V147ZM84 146V147H83ZM118 146H120V147H118ZM127 146V147H128ZM169 146V147H168ZM171 146V147H170ZM50 147V148H49ZM59 147V148H58ZM68 147V148H67ZM79 150V152H78V150H77V152H76V148ZM87 147V148H86ZM145 147V148H144ZM183 147V148H182ZM232 147H233V149H232ZM40 148V149H39ZM61 148L64 150L65 148V153H64V151L63 150H61ZM95 149V151H93L94 149ZM120 148H123L122 150L120 149ZM147 148H152V152H148V151H150L149 149H147ZM181 148V149H180ZM49 149H51V152H50V150ZM70 149V151H68ZM90 149V150H89ZM92 149V150H91ZM154 149H155V151H154ZM55 150V151H54ZM77 153V155L75 154V152ZM81 150H83V151H85V152H82ZM145 150H148V151H146L148 154H146L145 153ZM169 150V151H168ZM54 151V152H53ZM61 153H60V152ZM66 151H68V152H71V153H68V152H66ZM98 151V153L100 154V151L99 150H97ZM114 151V152H113ZM173 151V152H172ZM47 152V153H46ZM62 152H63V154H62ZM88 152V153H87ZM94 152H96V154L94 153ZM168 152V153H167ZM193 152V153H192ZM74 153V154H73ZM79 153L81 154V155H83V153L84 154H86L84 157L82 156L81 157V155L79 156ZM95 155H94V154ZM150 153V154H149ZM156 153V154H155ZM175 153V154H174ZM49 154V155H48ZM55 154V155H54ZM61 154V155H60ZM66 154V155H65ZM68 154V155H67ZM88 154H90V155H88ZM146 154V155H145ZM174 154V155H173ZM58 155V156H57ZM69 155H70V157H69ZM76 155V156H75ZM88 155V157H86ZM93 156V159H92V156ZM141 155H143V156H141ZM159 155V156H158ZM168 155V156H167ZM191 155L192 156H196L195 158L194 157H191ZM199 155V156H198ZM55 156V157H54ZM63 156V157H62ZM66 156V157H65ZM147 157L148 159H146L145 157ZM151 156V157H150ZM189 156V157H188ZM57 157V158H56ZM65 157V158H64ZM75 158V160H74V158ZM80 157V158H79ZM89 157H91L90 159H89ZM118 157V158H117ZM142 157H144V158H142ZM166 157H167V159H166ZM184 157V158H183ZM198 157V158H197ZM200 157V158H199ZM64 158V159H63ZM66 158H69V159H66ZM72 158V159H71ZM78 158H79V160L80 159H83V158H85L84 160H85V164H84V161L82 160V161H78ZM88 158V159H87ZM118 160H117V159ZM134 158V159H135ZM142 158V159H141ZM171 158V159H170ZM192 160L193 159V161H191L190 159ZM95 159H98L97 161L95 160ZM137 159V158H136ZM135 159V160H136ZM141 159V160H140ZM177 159V160H176ZM187 161H186V160ZM188 159L192 162V163H190L189 161H188ZM198 159V160H197ZM46 160V161H45ZM60 160V161H59ZM66 160H68V162L66 161ZM71 160H74V161H72L71 162ZM89 160V161H88ZM94 160V161H93ZM156 160V161H155ZM171 160H173V161H171ZM182 160V161H181ZM205 160V159H204ZM49 161V162H48ZM53 161V162H52ZM63 161V162H62ZM66 163H65V162ZM70 161V162H69ZM75 161H77V162H75ZM90 161H92L91 162V164H89V166H87L88 164L87 163H90ZM118 163H117V162ZM138 161V160H137ZM186 161V162H185ZM45 162V163H44ZM49 163L50 165H46V163ZM51 162H52V164H51ZM80 162V163H79ZM83 162V163H82ZM87 162V163H86ZM93 162L95 163V164H93ZM99 162V163H98ZM155 162V163H154ZM173 162H175V163H173ZM179 162V163H178ZM190 163V166H188L189 165V163ZM55 163V164H54ZM57 163V164H56ZM63 163V164H62ZM65 163V164H64ZM74 163H76L75 165H74ZM113 163H115V164H113ZM120 163V164H119ZM152 163H153V166H152ZM158 163V164H157ZM43 164V165H42ZM54 164V165H53ZM70 164V165H69ZM122 164V165H121ZM171 164V165H170ZM182 164V165H181ZM239 164V165H238ZM65 165H67V166H65ZM74 165V166H73ZM102 165H103V167H102ZM109 165V166H108ZM236 165L237 166H240L241 167V165L242 164H240V161H239V163H238V161H237V163H236ZM45 166V167H44ZM47 166V167H46ZM52 166H54V167H52ZM60 166V167H59ZM67 167V170L65 169V167ZM71 168H70V167ZM82 166V167H81ZM85 166V167H84ZM149 166V167H148ZM186 166V167H185ZM187 166L190 168H188L187 169ZM41 167H43L44 168V171H46V172H44L43 171V169L41 168ZM49 167V169H46V168H48ZM58 167V168H57ZM84 167V168H83ZM86 167H88V168H86ZM157 167V168H156ZM165 167V168H164ZM195 167H197V166H195ZM54 168V169H53ZM69 168V169H68ZM75 168V169H74ZM111 168V169H110ZM117 168H119V172L117 171L118 169ZM154 170H153V169ZM169 168V169H168ZM171 168V169H170ZM70 169H72V170H70ZM101 169V170H102ZM104 169V171L106 172L107 170H105ZM135 169V168H134ZM177 169V170H176ZM195 169V170H194ZM42 170V171H41ZM50 170H52V172H50ZM56 170V171H55ZM63 170V172H61ZM116 170V171H115ZM72 171V172H71ZM151 173H149V172ZM177 171V172H176ZM75 172H76V174L78 175H76L75 174ZM104 172V173H105ZM108 172H106V173H108ZM116 172V173H115ZM170 172V173H169ZM172 172V173H171ZM196 172V173H195ZM47 173V174H46ZM63 173V174H62ZM80 173V174H79ZM158 173V174H157ZM165 173V176L167 175V177H168V174L170 175V174H172L170 177H168L169 179H167V177H166V179L167 180H164V182H161L160 181V184H159V181H158V179L156 178V176H158L159 174H164ZM178 173V174H177ZM53 174V175H52ZM66 174V175H65ZM151 175V177H150V175ZM176 174V175H175ZM143 175V177H141ZM182 175H184V176H182ZM195 175V176H194ZM80 176H82V177H80ZM145 176V177H144ZM173 176V177H172ZM45 177V178H44ZM50 177V178H49ZM55 177V178H54ZM61 177V178H60ZM79 177V178H78ZM85 177V178H84ZM90 180L89 182H87L88 181V179ZM95 179H94V178ZM112 177V178H113ZM82 178V179H81ZM154 178V179H153ZM67 181H66V180ZM83 180L84 179V181L81 183V187H79L80 186V181L79 180ZM87 179V180H86ZM92 179V180H91ZM116 178H113V179H109V180H107V181H109V189L107 190V191H109L110 192V190L112 189V187H115V185H117L116 186V188H113L112 189V191L110 192V195H111V197H114L115 195H113L112 193L114 192V190H115V192L117 191L116 189H119V186H118V184H116L117 182H118V180L116 179ZM140 179V180H139ZM148 181H146V180ZM150 179V180H149ZM153 179V180H152ZM174 179V180H173ZM186 179V180H185ZM192 179V180H191ZM219 179V178H218ZM50 180V181H49ZM71 180V181H70ZM72 180H74V181H72ZM76 180H78V181H76ZM113 180H115L116 181V183H115V181L113 182ZM156 181L157 183H153L152 181ZM171 180V181H170ZM179 180V181H178ZM239 180V181H238ZM48 181V183L50 182V183H52L51 185H50V183H49V185L48 186H53V188L52 187H47V184L48 183H45V182H47ZM76 181V182H75ZM85 181L88 183H85ZM99 181H101V179H99ZM129 181V179L127 180V182ZM178 183H177V182ZM191 181V182H190ZM236 181H238V182H236ZM53 182H54V184H53ZM56 182V183H55ZM64 182V183H63ZM73 184H71V183ZM78 182V183H77ZM91 182V184H89ZM180 182V183H179ZM241 182V183H240ZM75 183V184H74ZM86 185H85V184ZM100 183V182H99ZM113 183V185H112V187H111V184ZM115 183V184H114ZM151 183V184H150ZM182 183V184H181ZM236 183V184H235ZM63 184V185H62ZM65 184V185H64ZM108 184V183H107ZM132 184V183H131ZM131 184H127L128 186L129 185H131ZM150 187V189L148 188V186ZM152 184H154L155 185V187L152 185ZM185 186H184V185ZM237 184H238V186H237ZM249 184V183H248ZM67 185V186H66ZM68 185H70V186H68ZM85 185V186H84ZM126 185V186H127ZM140 187H139V186ZM144 185V186H143ZM159 186L158 187V191L156 192V190H157V187L156 186ZM171 185H173V186H171ZM229 185L231 186V187H233V189H230L231 187H229ZM233 185V186H232ZM84 186V188H86V189H84V188H82ZM108 186V185H107ZM153 186V187H152ZM241 186V187H240ZM251 186H253V184L251 183ZM71 187V188H70ZM131 187V188H132ZM169 187H171L172 188V190L170 191V189L171 188H169ZM173 187H174V189H173ZM176 187V188H175ZM184 187V188H183ZM200 187V188H199ZM244 187V188H243ZM57 188V189H56ZM67 188V189H66ZM77 188V189H76ZM111 188V189H110ZM147 188V189H146ZM153 188V189H152ZM156 188V189H155ZM169 188V189H168ZM194 188V189H193ZM242 188V189H241ZM48 191H47V190ZM51 189V190H50ZM63 189V190H62ZM71 189V190H70ZM151 189H152V191H151ZM161 189V190H160ZM178 189V190H177ZM229 189V190H228ZM65 190V191H64ZM68 192H67V191ZM86 190H88V192H86ZM146 190V191H145ZM151 192H150V191ZM196 190H197V192H196ZM199 190V191H198ZM47 191V192H46ZM50 191V192H49ZM62 191V192H61ZM64 191V192H63ZM78 191H80V192H78ZM91 191V192H90ZM183 191V192H182ZM193 191V192H192ZM72 192V193H71ZM75 192V193H74ZM82 192V193H81ZM97 194H95V193ZM146 192V193H145ZM147 192H148V194H147ZM150 192V193H149ZM208 192V193H207ZM212 192V191H211ZM236 192H238V194L236 193ZM51 193V194H50ZM66 193H68L67 195H66ZM71 193V194H70ZM84 193V194H83ZM86 193V194H85ZM91 193V194H90ZM235 193V194H234ZM50 194V195H49ZM76 194V195H75ZM155 194V195H154ZM160 194V195H159ZM162 194V195H161ZM229 194V193H228ZM52 195V196H51ZM62 197H61V196ZM65 195V196H64ZM81 195H82V197H83V200H80V199H82V197H81ZM86 195V196H85ZM109 195V196H110ZM113 195V196H112ZM152 195V196H151ZM177 195H179V196H177ZM187 195V196H186ZM50 196V197H49ZM65 198H64V197ZM72 196V197H71ZM75 196V197H74ZM79 196V197H78ZM84 196H85V198H84ZM97 196H99V197H97ZM149 196H151V197H154V198H152V199H149L150 197ZM156 196V197H155ZM165 196H166V198H165ZM242 196V197H241ZM63 198L64 199V201H66V202H68V204L66 203H64V201L62 200V199H60L61 201H59V203L57 202L58 201V199L59 198ZM81 197V198H80ZM87 197H88V199H87ZM90 197V198H89ZM236 197V198H235ZM51 200H50V199ZM70 198V199H69ZM80 198V199H79ZM94 198V199H93ZM109 198V197H108ZM179 198H181V199H179ZM183 198V199H182ZM238 198V199H237ZM66 199V200H65ZM80 200V201H76V200ZM92 199V201H91V203H92V205H91V203H90V201L89 200H91ZM96 199H97V201H96ZM99 199V200H98ZM118 199L119 198H117V202H118ZM120 199H121V201H122V199H124L122 202H120ZM120 199H119V205L122 203V205L124 206L125 204H127V202H129L130 201V199H125V198H121L120 197ZM208 200H209V198H207ZM237 199V200H236ZM245 199V200H244ZM50 200V201H49ZM55 200V201H54ZM73 200V201H72ZM144 200V201H143ZM155 200V201H154ZM172 200V201H171ZM175 200V201H174ZM231 200V199H230ZM229 199L228 200H226L228 203H229V201H230ZM243 200V201H242ZM98 201H100V202H98ZM124 201H127V202H124ZM154 201V202H153ZM160 201V202H159ZM225 201V202H226ZM237 201V202H236ZM241 201V202H240ZM54 202V204H52ZM69 202H71L72 204H69ZM75 202L78 204V205H76L75 204ZM85 202V203H84ZM88 202V203H87ZM94 202V203H93ZM103 202V203H102ZM116 202V203H117ZM151 202H153V203H151ZM188 202V203H187ZM226 202V203H227ZM243 202V203H242ZM83 203V204H82ZM87 203V204H86ZM125 203V204H124ZM136 203H134V205H136ZM141 203V204H140ZM197 203V204H196ZM227 203V204H228ZM63 204V205H62ZM79 204H80V206H81V208H80V206H79ZM84 204H86V205H88V207L90 208H88V207H86V205H84ZM94 204H96L97 205V208H96V205H94ZM99 204H100V206H99ZM107 204V205H106ZM144 204V205H143ZM153 204V205H152ZM163 204V205H162ZM166 204H168V205H166ZM55 205V206H54ZM59 205V206H58ZM68 206V208L67 207H64V206ZM70 205V206H69ZM84 205V206H83ZM101 205H102V208H101ZM121 205V206H122ZM140 205V206H139ZM151 205V206H150ZM177 205V206H176ZM243 205V206H242ZM50 206V207H49ZM51 206H53V207H51ZM62 206V207H61ZM77 206H79L78 208H77ZM90 206H92V207H90ZM94 206H95V208L96 209H94ZM153 206V207H152ZM188 206V207H187ZM194 206H195V208H194ZM197 206V207H196ZM45 207V208H44ZM55 207V208H54ZM86 207V208H85ZM111 205H109L108 206V209L109 210H112L113 209V207H111ZM152 207V208H151ZM155 207V208H154ZM161 207V208H160ZM164 207V208H163ZM179 207V208H178ZM65 208H67V209H65ZM76 208V209H75ZM80 208V209H79ZM84 208V209H83ZM99 208V209H98ZM153 208H154V210H153ZM71 209H74V210H71ZM86 209V211H88L89 212V210H90V212H91V214H90V216L91 217H89L88 218V220H84V221H86V223H84V221H83V217L85 216L86 218L85 219H87V217H88V212H87V214L85 213L86 211H84ZM91 209H94V211L93 210H91ZM226 206L225 207H223L222 208V211L225 213L226 212ZM54 210V211H53ZM77 210V211H76ZM81 210V211H80ZM84 212H83V211ZM99 210V211H98ZM108 210V213H110V214H115L116 213V211H117V216H119V217H121L122 215H123V213H127V212H121L122 214H119L120 213V210H119V212H118V210H116L115 212L113 211V212H111V211H109ZM166 210H168L167 212H166ZM46 211V212H45ZM51 213H50V212ZM52 211H53V213H52ZM67 211V212H66ZM80 211V212H79ZM98 211V212H97ZM174 211V212H173ZM183 211V212H182ZM189 213H188V212ZM195 211V212H194ZM75 214H74V213ZM76 212H77V214H76ZM95 212H97V214H96V216H95ZM146 212V213H145ZM154 212V213H153ZM191 212V213H190ZM194 212V213H193ZM245 212V213H244ZM47 213V214H46ZM61 213V214H60ZM67 215H66V214ZM80 213H82V214H80ZM84 213V214H83ZM92 213H93V215H92ZM196 213V214H195ZM51 214V215H50ZM56 214V215H55ZM86 214V215H85ZM164 214V215H163ZM192 214V215H191ZM194 214V215H193ZM56 216L55 218H54V216ZM83 215V216H82ZM101 217H100V216ZM116 215V214H115ZM157 215V216H156ZM168 215V216H167ZM172 215H174V217H172ZM178 215V216H177ZM247 215H249V218H248V216ZM52 216H53V219H52ZM78 216H80V219L78 218ZM187 216V217H186ZM234 216V217H233ZM158 217V218H157ZM170 217V218H169ZM194 219H193V218ZM217 217H218V219H217ZM96 220H95V219ZM101 218V219H100ZM156 218H157V220H156ZM164 218V219H163ZM190 218V219H189ZM233 218H234V220H233ZM236 218V219H235ZM239 218V219H238ZM43 219V220H42ZM45 219V220H44ZM90 219V220H89ZM146 219H148L147 220V222H146ZM193 219V220H192ZM216 219H217V221H216ZM74 220V221H73ZM80 220V221H79ZM93 220V221H92ZM94 220H95V222H94ZM99 220H101L100 222H102V223H100L99 222ZM142 220V222H140ZM167 220V221H166ZM176 220V221H175ZM215 220V221H214ZM248 220V221H247ZM40 221V222H39ZM45 221H46V224H45ZM51 221H53L54 223L52 224V222ZM145 223H144V222ZM180 221V222H179ZM190 221V222H189ZM223 223H222V222ZM227 221V220H226ZM245 221V222H244ZM49 222H51V223H49ZM80 222V223H79ZM94 222V223H93ZM105 222V223H104ZM108 223V226H105L107 223ZM162 222V223H161ZM166 222V223H165ZM175 222V223H174ZM244 222V223H243ZM60 225H59V224ZM65 224V226H64V224ZM82 223V224H81ZM93 223V224H92ZM96 223V224H95ZM104 223V224H103ZM110 223V224H109ZM180 223V224H179ZM182 223V224H181ZM193 223V224H192ZM221 223V224H220ZM75 224V225H74ZM97 226L98 225V227H96L95 225ZM241 224V223H240ZM49 225V227L47 228V226ZM53 225V226H52ZM55 225L57 226V227H55ZM82 225H84V226H82ZM99 225H101L100 227H99ZM110 225H111V227H112V229H114V232H112L113 230L110 228ZM105 226V228L106 229H104L103 230V227ZM153 226V227H152ZM171 226V227H170ZM185 226V227H184ZM192 226H194V227H192ZM81 227H82V229H81ZM93 227H95V229L93 228ZM140 227V226H139ZM165 227V228H164ZM52 228H55V229H52ZM84 228H86L85 229V232H84ZM89 228L91 229V231H88V234L91 232H93L91 235H93V239H92V237L90 238V234L88 235L86 232V230L88 229L89 230ZM96 228H98L99 229V232H97L98 231V229H96ZM118 228V229H117ZM156 228V229H155ZM177 230H176V229ZM194 228V229H193ZM246 228V227H245ZM57 229V230H56ZM81 229V230H80ZM121 229L123 230V231H121ZM200 229V230H199ZM231 229H232V233H231ZM44 230V231H43ZM48 230H49V232H48ZM56 230V232H54ZM59 230H61V231H59ZM95 230V231H94ZM100 230H103V231H109L108 232V234L110 233V235H108L107 234V232L106 233H104L103 232V234H104V236H102L101 234H102V232L100 231ZM112 230V231H111ZM117 230V231H116ZM125 230H128L129 232H125ZM153 230V231H152ZM158 230H159V232H158ZM247 230V229H246ZM52 231L54 232V234L55 233H57V234H63V235H67V234H70V235H68V237L66 236V238L68 239V238H70V240L72 241V238H74V240H75V238H76V242L74 241H72V242H69L70 240L68 239V241L66 242V241H63L62 243L63 244H61L60 245V247L58 246H56V245H58V242H54V243H52L53 241L50 239V238H53V236H54V234L52 233ZM119 231H121V232H119ZM144 231H146V232H148V233H145ZM149 231L151 232V233H149ZM171 231V232H170ZM178 231V232H177ZM198 231V232H197ZM59 232V233H58ZM65 232V233H64ZM81 232H84V233H86L87 235H85L84 236V234H81ZM96 232V233H95ZM123 232V234H119V233H122ZM141 232V233H140ZM144 234H143V233ZM180 232V233H179ZM213 232V231H212ZM237 232V231H236ZM246 232V231H245ZM48 233V234H47ZM97 233H99V235H96ZM115 234H117V235H115V237H113ZM126 233V234H125ZM177 233V234H176ZM226 233H228L227 235H226ZM238 233V232H237ZM79 234H81V235H79ZM94 234L96 235V236H94ZM106 234H107V236H106ZM128 234V235H127ZM148 234H149V236H148ZM152 234V235H151ZM158 234V235H157ZM184 234V235H183ZM199 234V235H198ZM201 234V235H200ZM206 234V235H205ZM43 237H42V236ZM46 235H48V237L46 236ZM73 237H72V236ZM76 237H75V236ZM118 235H121V236H124L125 238H127L126 240H123V239H125L124 237H121V236H118ZM146 235V236H145ZM218 235V236H217ZM221 237H220V236ZM232 235H233V237H232ZM247 235V234H246ZM55 236H56V234H55ZM69 236H71V237H69ZM84 236V237H83ZM86 236H89L88 237V239L90 240V242H88V243H86L87 241H88V239H87V237ZM102 236V238H100ZM109 236L111 237V239L109 238ZM150 237V238H148V237ZM163 236V237H162ZM171 236V237H170ZM209 236V237H208ZM217 236V237H216ZM224 236V237H223ZM228 236V237H227ZM44 238L43 240H42V238ZM97 239V238H100L99 240L97 239V243H98V245H97V243L96 242H94V239L95 238ZM106 237V238H105ZM117 237V239H115L116 241L118 240V242H116L115 244H117V247L119 248V249H117V250H120V248L122 249V246H124V247H126L125 248V250H123V252H125L126 253V255H124V253L122 252V250H120L119 251V253H117L118 251L116 250V248L117 247H115L116 245H113V243L115 242L114 241V238H116ZM152 237V238H151ZM182 239H181V238ZM196 237V238H195ZM211 237V238H210ZM236 237V239L239 237V240L238 241H236V239H234ZM49 238V239H48ZM80 238V239H79ZM83 238H85V240L83 239ZM104 238V239H103ZM109 238V239H108ZM119 238V239H118ZM122 238V239H121ZM155 238V239H154ZM160 238V239H159ZM185 238V239H184ZM199 238V239H198ZM200 238H201V240H200ZM208 238V239H207ZM217 238V240H215ZM219 238V239H218ZM221 238V239H220ZM225 238V239H224ZM229 238H231V239H229ZM92 239V240H91ZM96 239H95V241H96ZM103 239V240H102ZM108 239V240H107ZM144 239H146V240H144ZM148 239H149V241H148ZM189 239V240H188ZM195 239V240H194ZM212 239V241L213 240H215V241H213V243H212V241H209V240H211ZM223 239V240H222ZM247 239V238H246ZM80 240V241H79ZM100 240H102V241H100ZM107 240V243L109 242V240H111L112 242H109V244H107L105 241ZM174 240V241H173ZM185 240H186V242H185ZM197 240V241H196ZM86 241V242H85ZM91 241H93V242H91ZM100 241V242H99ZM114 241V242H113ZM146 241V242H145ZM153 243H152V242ZM159 241H161V242H159ZM181 241V242H180ZM194 241V242H193ZM217 241V242H216ZM220 241H222V243L220 242ZM231 241V242H230ZM233 241H236V243H235V245H239V246H237V250L239 251L240 249V257L238 256L239 254L237 253L232 259H230L229 258V255H230V253H228V252H230L229 250H231L232 248L230 247V246H232V242ZM46 242V243H45ZM66 242V243H65ZM78 242H80V243H82L81 245H79L80 243H78ZM84 242H85V244H84ZM104 242V243H103ZM125 242V243H124ZM150 242V243H149ZM177 242V243H176ZM183 242V243H182ZM203 242H206V244L205 243H203ZM211 242V243H210ZM216 242V244L218 245V246H216V247H214V243ZM223 242H224V244H223ZM55 243H57V244H55ZM61 243V242H60ZM59 243V244H60ZM72 243V244H71ZM74 243V244H73ZM78 243V244H77ZM92 243V244H91ZM112 243V244H111ZM119 243V244H118ZM123 245H122V244ZM167 243V244H166ZM175 243V244H174ZM222 244V245H224V246H219V244ZM47 244V245H46ZM55 244V245H54ZM87 244V245H86ZM89 244V245H88ZM126 244V245H125ZM151 244V246L149 247V245ZM155 244V245H154ZM178 244V245H177ZM211 244V245H210ZM51 245V246H50ZM63 245H64V247H63ZM83 245H84V247H83ZM91 245V246H90ZM103 245V246H102ZM108 245V246H107ZM114 247H113V246ZM120 245V246H119ZM122 245V246H121ZM142 245V244H141ZM147 245H148V247H147ZM196 245H197V247H196ZM207 245V246H206ZM49 246V248H47ZM54 246V247H53ZM71 246H72V248H71ZM74 246H75V248H74ZM82 246V247H81ZM104 246L106 247V248H104ZM110 246V247H109ZM155 246V247H154ZM157 246V247H156ZM176 246V247H175ZM182 246V247H181ZM188 248H187V247ZM202 246V247H201ZM206 246V247H205ZM213 246V247H212ZM55 248L56 247V249H54L53 250V248ZM62 247L63 248H65V249H62ZM87 247H88V249H87ZM92 247V249H90ZM107 247H108V250L109 251H105V249L107 250ZM111 247L112 248H114L115 249V251H116V254H121L122 256H125V257H120L121 255H117L118 256V260L116 259V255L115 254H113L115 251H113L114 249H111ZM152 247H154V248H152ZM168 247V248H167ZM173 248V249H169V248ZM210 247V248H209ZM227 247V248H226ZM247 247V248H246ZM57 248H58V250H57ZM66 248L69 250H71V253H69V254H72L73 255V260L72 259H70L71 257H72V255H71V257L69 256V257H67V258H64V260L62 259V260H58V255H60V254H58L59 253V250H61L62 249V251L64 250H66ZM82 249L81 251L79 250V249ZM84 248V249H83ZM100 248H102V249H100ZM110 248V249H109ZM128 248H129V246H128ZM152 248V249H151ZM156 248V249H155ZM164 248V249H163ZM221 248V249H220ZM239 248V249H238ZM246 249V250H244V249ZM47 249H50V250H48V252H47ZM98 251H97V250ZM151 249V250H150ZM155 250V252H154V250ZM178 249V250H177ZM183 249V250H182ZM209 249V250H208ZM42 250H44V251H42ZM58 251L57 252V254H56V251ZM101 250H103L102 252H101ZM112 250V251H111ZM130 250V249H129ZM149 250V251H148ZM156 250H158V251H156ZM201 250V251H200ZM205 250H206V252H205ZM219 250V251H218ZM248 250V251H247ZM45 251H46V253H45ZM75 251H77L78 253H76ZM177 251V252H176ZM181 251V252H180ZM197 251V252H196ZM245 251V253H243V252ZM41 252H42V254H41ZM51 252V253H50ZM54 252V253H53ZM65 252H67V251H65ZM70 252V251H69ZM101 252V253H100ZM104 252V253H103ZM108 252H110V253H108ZM121 252V253H120ZM153 253V255L155 254V256H153L152 255V253ZM175 252V253H174ZM184 252V253H183ZM220 252H222L223 253V256L220 254ZM242 252V253H241ZM264 252V251H263ZM60 253H61V251H60ZM80 253H82L81 254V257H80ZM97 253V254H96ZM172 253V254H171ZM248 253V254H247ZM56 254V255H55ZM85 254V255H84ZM86 254H88V255H86ZM90 254H94L95 256L97 255V257L96 258H98V255H99V258L98 259H95V256L94 255H91L92 257L91 258H88V257H90ZM111 254V255H110ZM147 254H149V255H147ZM156 254H158V255H156ZM163 254V255H162ZM192 254V255H191ZM225 254H227V255H225ZM229 254V255H228ZM52 255H54V256H52ZM78 255V256H77ZM115 257L114 259H113V256ZM161 255V256H160ZM218 255H220V256H218ZM241 255H243L242 256V258H241ZM51 256V257H50ZM57 258H56V257ZM61 256L62 255H60V258L59 259H61ZM85 256H87V258L85 257ZM94 256V257H93ZM147 256V257H146ZM149 256V257H148ZM151 256V257H150ZM191 256V257H190ZM225 256V257H224ZM226 256H227V258H226ZM236 256L237 257H239V258H236ZM250 256H252V257H250ZM48 257V258H47ZM86 258L87 260L85 261V259L83 260V258ZM156 257V258H155ZM164 257V258H163ZM186 257V258H185ZM188 257V258H187ZM223 258V260L224 261H222V259H220V258ZM248 257H250V258H254V259H251V260H249V258ZM92 258H94L96 261H98V262H96L94 259H92ZM103 258V257H102ZM111 258V259H110ZM122 258V259H121ZM148 258H149V261H148ZM173 258V260H171ZM176 258V259H175ZM184 258V259H183ZM229 258V259H228ZM244 258V259H243ZM66 259V260H65ZM78 259V260H77ZM89 259H91V260H89ZM105 258H103V261H102V259H101V262L103 263V262H105V261H107ZM121 259V260H120ZM143 259H145V260H143ZM168 261H167V260ZM219 259V260H218ZM48 260V261H47ZM59 261V263L58 262H55V261ZM72 260V261H71ZM95 261V262H93V261ZM105 260V261H104ZM114 260L116 261V262H114ZM152 260H155V261H152ZM157 260V261H156ZM184 260H185V262H184ZM188 260V261H187ZM194 262H193V261ZM212 260V261H211ZM215 260V262H213ZM236 260H237V263H236ZM246 260V261H245ZM254 260V261H253ZM62 261V262H61ZM68 261V262H67ZM84 263H83V262ZM90 261V262H89ZM122 263H121V262ZM140 261V263L142 264V262H141V260H139ZM139 261L136 263V264H138L139 263ZM145 261V262H144ZM159 261V262H158ZM165 261V262H164ZM187 261V262H186ZM222 263H221V262ZM249 261V262H248ZM72 263V264H77V263ZM99 263V264H102V263ZM136 262V261H135ZM135 262H133L132 264H135ZM148 262H150V263H148ZM193 262V263H192ZM217 262V263H216ZM225 262V263H224ZM91 263V264H92ZM79 264V263H78ZM106 264V263H105ZM108 264V263H107Z\"/></svg>",
  "mask_w": 264,
  "mask_h": 264
},
{
  "label": "bare ground",
  "instance_id": "2",
  "mask_svg": "<svg viewBox=\"0 0 264 264\" xmlns=\"http://www.w3.org/2000/svg\"><path fill=\"white\" fill-rule=\"evenodd\" d=\"M57 1V0H56ZM61 1V0H60ZM85 1V0H84ZM93 1H96V0H93ZM111 1H115V4L114 3H112L111 4V6L112 5H115V6H113V8L114 7H117V9L118 10H116V11H120L119 9H122V11L123 12H121V14L123 13H125V12H127V11H124L125 9H126V7H128V5L131 7V5L133 6L132 8H137L136 10L138 11V9H139V6H137L136 4L138 3L139 4V1H137V0H121L120 2H119V0L117 1V0H109V5H110V2ZM117 1V2H116ZM145 1H148V4H146V5H149L150 4V7H151V5L152 6H155L156 4H158L159 5V3L160 4H162L163 5V3H164V0H145ZM170 2L172 1V0H169ZM188 1H191V0H186L184 3H187V5L189 6V3L191 4L192 2H188ZM192 1H194V0H192ZM201 2L200 3H202V2H204V0H200ZM213 0H210L209 2H212ZM225 1H227V0H225ZM239 2V0H236L235 2H236V5H240V2H239V4H237L238 2ZM242 1V0H241ZM244 1V0H243ZM257 1V0H256ZM51 2V1H50ZM69 2H70V0H69ZM74 2V1H73ZM75 2H76V0H75ZM80 1L78 0V3H79ZM87 2H88V0H87ZM90 2H91V0H90ZM97 2L99 3H101V4H108V0H97ZM172 2H175L174 0L172 1ZM176 2H177V0H176ZM180 2V1H179ZM199 2V1H198ZM207 2V4H208V0L206 1ZM215 2V1H214ZM212 3V4H215L216 2H218V0L215 2V3ZM223 2V1H222ZM230 2H233L232 0L230 1ZM234 2V3H235ZM246 3V5H249L250 4V2L248 3L247 1H245ZM251 2H253L252 0H251ZM262 2V1H261ZM81 3V2H80ZM79 3V4H80ZM86 3V2H85ZM147 3V2H146ZM167 3H169V2H167ZM178 3V2H177ZM183 3V2H182ZM194 3H196V1L194 2ZM200 3H196L195 5H197V4H200ZM205 3V2H204ZM221 2H219V4H220ZM225 3V2H224ZM228 3V2H227ZM248 3V4H247ZM73 4V3H72ZM75 4V3H74ZM89 4V3H88ZM90 4H93L92 2L90 3ZM95 4H97V3H95ZM143 4H144V2H143ZM142 4V5H143ZM170 5H171V3H169ZM176 4V3H175ZM175 4H174V6H175ZM178 4H180V3H178ZM178 4H177V7H178ZM232 4V3H231ZM261 4V3H260ZM76 5V4H75ZM75 5H74V7H75ZM78 5V4H77ZM108 5V6H109ZM140 5V4H139ZM142 5H141V7H142ZM145 5V4H144ZM143 5V6H144ZM165 5V4H164ZM163 5V6H164ZM170 5H168L169 6V8H170ZM172 5H173V3H172ZM183 5L184 4H182V7H183ZM210 5V4H209ZM209 5H208V7H209ZM218 5V4H217ZM223 5V4H222ZM227 5H229V4H227ZM61 6V5H60ZM67 6V5H66ZM69 6V5H68ZM88 6V5H87ZM89 6H92V5H89ZM98 6V5H97ZM104 6H106V5H104ZM103 6V7H104ZM160 6V5H159ZM180 7H181V5H179ZM190 6H192L193 7V5L191 4ZM200 6H201V4H200ZM207 6V5H206ZM206 6H204V7H206ZM212 6V5H211ZM216 6V5H215ZM225 6V5H224ZM230 6V5H229ZM228 6V7H229ZM236 7L235 6V4L234 5H231V7ZM253 7V3H252V5L250 4V7ZM256 6V5H255ZM254 6V7H255ZM57 7V6H56ZM55 7V8H56ZM59 7V6H58ZM70 7V6H69ZM74 7H73V9H74ZM94 7V6H93ZM99 7H100V5H99ZM102 7V6H101ZM100 7V8H101ZM145 7H147V6H145ZM149 7V8H150ZM166 7V6H165ZM165 7H162V8H165ZM181 7V8H182ZM184 7H186L185 5H184ZM197 7V6H196ZM218 7V6H217ZM217 7H215V8H217ZM220 7V6H219ZM227 7V10H232L231 12H233V10H234V8L232 9H229ZM241 8L243 7V5L241 4V6H240ZM239 7V8H240ZM253 7V10L255 9ZM260 7V6H259ZM84 8H85V6H84ZM97 8V7H96ZM105 8V7H104ZM109 8V7H108ZM144 8V7H143ZM142 8V9H143ZM151 8H154V7H151ZM161 8V9H162ZM175 8V7H174ZM189 8V7H188ZM194 8V7H193ZM199 8V5H198V7H197V9ZM201 8V7H200ZM238 8V7H237ZM239 8H238V10H239ZM246 8H248V7H244V9H246ZM262 8H263V6H262ZM78 9H79V7H78ZM89 9V8H88ZM93 9V8H92ZM102 9V8H101ZM112 9V8H111ZM110 9V10H111ZM131 9V8H130ZM146 8H144V10H145ZM148 9V8H147ZM158 8H154V11L155 10H157ZM171 9V8H170ZM169 9V10H170ZM197 9H194V11H196ZM222 9V8H221ZM244 9H243V11H244ZM251 9V8H250ZM52 10V9H51ZM57 10H58V8H57ZM56 9H55V12L57 11ZM75 10L76 9H74V11L73 12H75ZM95 10V9H94ZM94 10H93V13H94ZM107 9H105L104 10V13H105V11H106ZM109 10V11H110ZM127 10V9H126ZM140 10V9H139ZM166 10H168V8L166 7L165 8V11ZM186 10V9H185ZM189 10H190V8H189ZM219 10V8L216 10V11H218ZM242 10V9H241ZM248 10V9H247ZM253 10H252V12H253ZM259 10V9H258ZM63 11H64V9H63ZM71 11V10H70ZM82 11V10H81ZM92 10H90V12H91ZM102 11V10H101ZM114 11V10H113ZM165 11L163 12V10L161 11V12H150V10L148 9L147 11L145 10L144 11V13L143 12H139L138 13V15L137 14H133V15H135L136 17L138 16L140 19H139V24L140 25H144V22L145 21H147V23H149V22H151V23H149V24H151L150 25V27L148 28H145L146 26H144V28H140L139 27V25H138V27L140 28V29H137V27H136V29H137V31L135 30V31H130L129 29H128V31H130V32H128V33H125L126 31H120L119 29H117V26L119 25V24H121V22H119V24L118 23H116V25L114 26V25H110L108 28H104L105 30H106V33L108 34V36L109 37H111V38H109L108 40L110 41V39H111V45L110 46H108V47H106L105 45L107 44H104L103 42L105 41H103V40H101L100 38H102L101 37V35H100V33H99V41H103L102 43L104 44V45H102L101 46V42L100 43H97V46H98V49L100 50V55H99V59L100 60H98V62L97 63H99V61L101 62L102 60H105V61H107L106 63H105V61H104V63H103V65L105 64V66H103V67H101L102 65V63L99 65V64H97V63H93V59H91L92 61V63L93 64H95L94 66H93V70L96 72V71H99V72H97V74L99 73V74H101L102 75V79H101V81H103V78L105 79V81L107 82H105V81H103V82H105L106 84H104V86H102V85H100L99 83H101L100 81H99V83L98 82H96L95 83V86H97L96 84L98 83V87H97V89L95 90V92H94V97L93 98H91V96H90V98H91V100H93L94 98H97L96 100H98V101H100V102H105V106L107 107V109L109 108L111 111H112V113H110L111 115V117H112V119H114L115 120V118H118L117 116L118 115H120L121 117H124V118H127L129 121H130V123H131V120H138V118H139V116H141V118L143 117V115H142V113L144 114V112L145 113H147V114H145V116L143 117V119H145L146 121H147V123H149L150 121L151 122H155L154 124H153V126H152V131H153V133L155 132V134L154 135H157V136H159L161 133H159L160 131L159 130H161L162 128L161 127H163V129L165 128V127H167L168 128V130H172V132L174 131V134H176V135H180V134H182L183 135V138L184 139H186L185 141H186V143L185 144H187V145H185L184 144V148H185V146L187 147V146H189V148L194 152V151H196V150H198V152L197 153H200L199 155H201V157L202 158H200V160L199 161H196V162H194L193 161V159L191 160L190 158V160L191 161H193V167L194 168H196V172H197V174H198V177L196 176L195 177V179H198L197 181H198V185L201 187V188H204V189H210L209 191H210V196H208L207 194H204L203 193V196H201L202 197V199L203 200H205V202L206 201H208V202H211V207L209 208V209H207V211L206 212H204V213H202V215H197V217H195V220H194V223H196V224H200V225H202L201 227H203L204 228V230L205 231H208L207 232V234L209 233H212V235L214 234V235H216L217 233V231L218 230H215L216 229V225L218 224H216L215 222L213 223V217H214V219H215V217L216 216H218L219 218H221L223 215H224V217L222 218L223 220L224 219H226V220H224L225 221V223H223L222 221V223L223 224H226V223H230L229 222V219L232 217V215L235 213H231V211L233 210V208H231V207H233L232 205H235V204H237V203H235V202H233V199L231 198V196L233 195V194H231V192H232V190H231V192H230V190L228 191V193H227V191H225L226 190V187L228 188V184H231L234 180H235V178L236 179H239L240 181H243L242 182V185L243 184H247L248 186H246L244 189H242V191H243V193H244V195H245V197L247 198V206H245V207H248L249 208V214H251V218H252V221H251V223H250V226L248 225V228H247V226H245L244 224H242V222L241 221H239V220H236V221H233V223H232V225L231 226H229V227H231V228H233V231L234 230H236L235 231V233L236 234H239V237H241V236H244V237H246L245 238V241L247 240L248 241V245H252L251 247H256L258 250L257 251H260V250H263L264 251V73L262 74L261 73V69H260V67H258V68H256V72H257V74H258V77H250V76H252L249 72H248V70L246 69V68H243V67H238L237 65H232V64H227V62H224L223 64H221V65H224V67L222 66V71L220 72H218V71H216V72H218V73H210V68L209 69H207L208 67H210V66H212L213 67V65H215V64H212V65H209V63H208V67H206L205 65L207 64V62L206 61H208L209 62V60L207 59V58H205L206 59V61H205V63L206 64H204V66L206 67V69L207 70H209V74H207L206 73V75L205 76H203V74L204 73H202V74H200L201 73V69H200V71H197L196 73H195V69L197 70L201 65L199 64L200 63V61H199V59H200V55L201 54H196L197 55V57L198 56H200L199 57V59L196 57V55L193 57V53L192 54H190L188 51V53L187 54H190L189 55V60H190V57L192 58L193 57V59L194 60H190V63L192 64V63H194L195 62V60H196V58H197V60H196V67H198L197 65L199 64L200 66L198 67V68H196V67H194V65H193V67L195 68H190V70L192 69H194L192 72H194V73H192V74H189V71L186 73L185 72V69L184 70H182L181 69V71L180 70H177L176 68H175V70H177L175 73L173 72V70H171L170 68L172 67L171 66V64H169L170 65V68H168L169 66H167V67H164V65H166V64H168V62L170 61H167V62H165L164 63V61H163V64L161 63V59H166V58H168L169 56H171L170 54H172V52L171 53H169V48L171 47H175V45H178V46H180V47H184V48H187V47H189V41H191L190 40V38H192L191 36H190V38L189 37H187V36H185V34L182 36V37H184L183 39L180 37V38H175L174 36L175 35H177V34H173L174 32V29L177 27L176 26V24H175V26L176 27H172V28H170V27H167V28H165L166 26L164 25L163 26V24L162 23H164V20L166 19L165 17H169V13L168 14H165ZM171 11H172V9H171ZM193 11V10H192ZM193 11V12H194ZM213 11H214V9H213ZM212 11V12H213ZM216 11H214V12H216ZM225 11H226V6H225ZM250 11V10H249ZM255 11V10H254ZM262 11V10H261ZM54 12V14L56 15V13ZM68 12V11H67ZM78 12H80L79 10H78ZM77 12V14H79ZM96 12V15H97V11H95ZM134 12V11H133ZM167 12V11H166ZM169 12V11H168ZM197 12V11H196ZM201 12V11H200ZM208 12V11H207ZM211 12V11H210ZM209 12V16H210V13ZM224 12V11H223ZM223 12H222V14H221V16L220 17H222V15H223V21L224 20H226V16L224 17V15L226 14H223ZM228 12V11H227ZM235 13H236V11H234ZM239 12H241V11H239ZM248 11H244L243 13L245 14V16H250V14H248V15H246V13H247ZM51 13V12H50ZM57 13H60V11L58 12L57 11ZM63 13V12H62ZM111 13V12H110ZM114 13V12H113ZM120 13V12H119ZM179 13V12H178ZM184 13V12H183ZM187 13L189 14V12H188V10H187ZM191 13V12H190ZM242 13V14H243ZM249 13V12H248ZM52 14V13H51ZM74 14V13H73ZM72 14V15H73ZM80 14H82V13H80ZM79 14V15H80ZM100 14H103V11L102 12H100ZM100 14H99V16H100ZM107 14H108V12H107ZM118 14V13H117ZM162 14V15H161ZM204 15L206 14V13H203ZM208 14V13H207ZM217 15L219 14V13H216ZM228 14H229V18H230V20H231V18H233L232 16L230 17V15H232L230 12H228ZM237 14V13H236ZM235 14V15H236ZM239 14V13H238ZM252 14H254V13H252ZM257 13H255V15H256ZM259 14V13H258ZM69 15V14H68ZM71 15V14H70ZM91 15V14H90ZM95 15V16H96ZM125 15V14H124ZM130 15V14H129ZM177 15V14H176ZM192 15H194V13L192 14ZM212 15H214L215 16V14H213L212 13ZM220 15V14H219ZM218 15V16H219ZM227 15V14H226ZM66 16V15H65ZM92 16V15H91ZM90 16V17H91ZM94 15H93V18L95 17ZM103 16V19L105 18H108V17H110L109 19H111V21L112 20H115V22H116V20H120V19H117V17H113V16H116L115 14L112 16V14H110V16H106V14H104V15H102ZM101 16V17H102ZM121 16V15H120ZM126 16H128L127 14H126ZM132 16V15H131ZM134 16V17H135ZM174 16V15H173ZM179 16V15H178ZM188 17H191V16H189V15H187ZM201 16H202V18H204L203 17V15L201 14ZM208 16V15H207ZM206 16V17H207ZM218 16H217V18H218ZM236 16H238V15H236ZM256 16H259V15H256ZM255 16V17H256ZM51 17H54V15L53 16H51ZM77 17V16H76ZM86 17V16H85ZM84 17V15H83V18H85ZM100 17V18H101ZM114 19H113V18ZM122 17H124L123 15H122ZM130 17V16H129ZM129 17H126V18H129ZM188 17H187V19L186 20H188V22H189V19H188ZM200 17V16H199ZM205 17V18H206ZM212 17V16H211ZM227 17V18H228ZM235 17V16H234ZM251 17V16H250ZM254 17V18H255ZM261 17V16H260ZM57 18H58V20H57ZM57 18H56V22H60L61 20L59 19V15H57ZM73 18H75L74 17V15H73ZM83 18H81V19H83ZM119 18V17H118ZM158 18H160L159 20H160V22L158 21ZM165 18V19H164ZM198 18V17H197ZM201 17H200V19H202ZM225 18V19H224ZM228 18V19H229ZM237 18V17H236ZM239 18V17H238ZM241 18H242V16H241ZM241 18L238 20V22L240 21V23H241ZM243 18H245V17H243ZM248 18V17H247ZM246 18V19H247ZM257 18V17H256ZM263 18H264V16H263ZM63 19H64V17H63ZM66 19V18H65ZM65 19H64V22H65ZM80 19V18H79ZM78 19V20H79ZM91 19V22H93L92 20V18H90ZM94 19H96V17L94 18ZM98 19V18H97ZM125 19V18H124ZM192 20H193V18H191ZM212 19V21H214L213 20V17L211 18ZM214 19H216V17H214ZM222 19H221V21L219 20V22L220 23H222ZM249 19H251V18H249ZM248 19V20H249ZM68 20V19H67ZM85 21H87L86 19H84ZM83 20V21H84ZM99 20V19H98ZM97 20V22H99ZM108 20V19H107ZM123 20V19H122ZM128 20V19H127ZM126 20V21H127ZM130 20H133V19H130ZM185 20V21H186ZM196 20V19H195ZM197 20H199V19H197ZM252 20H256V19H253L252 18ZM257 20H258V18H257ZM256 20V21H257ZM264 20V19H263ZM53 21V20H52ZM68 21H70V18H69V20ZM72 21V20H71ZM70 21V22H71ZM73 21H74V19H73ZM90 21V20H89ZM110 20H109V22H111ZM135 21V20H134ZM141 21H143V22H141ZM201 21V20H200ZM229 21V20H228ZM236 22H237V19L235 20ZM243 22H244V19L242 20ZM59 22H58V24H57V27L56 28H58V29H56V33H58L57 35H59V33H61V29H60V27H61V24H59ZM124 22V24H125V21H123ZM142 24H141V23ZM159 22V23H158ZM169 22H170V20H169ZM176 22V21H175ZM192 22V21H191ZM202 22H204L205 24H206V22H208V19L205 21V20H203ZM218 21L216 22V24H213L212 25V23L211 24H207V25H212V28H213V26H214V29H217V24L219 23ZM225 22V21H224ZM224 22L222 23V24H224ZM226 22H227V20H226ZM237 22V23H238ZM246 22L247 23H251V25H250V23H249V25H248V28L247 29H243L244 28V26H242L243 28V30H242V33H241V35H239V36H242L243 37V40L244 41H247L248 43V45L249 46H252V49H254V50H257V51H261V52H263V50H264V36L263 37H261V35L262 34H264V30H263V28H262V26H261V21H260V25L258 24V21H257V23L255 24V25H253L252 26V21L250 20L249 22L246 20ZM86 23V22H85ZM101 23V22H100ZM114 23V22H113ZM128 23H129V21H128ZM146 22H145V24H147ZM195 23H198L197 21H195ZM215 23V22H214ZM231 23V21H229V24ZM234 22H232V24H233ZM239 23V24H240ZM264 23V22H263ZM64 24V23H63ZM69 24V23H68ZM67 24V27L68 26H70L71 25V23H70V25H68ZM78 24V23H77ZM82 24V23H81ZM84 24V23H83ZM82 24V25H83ZM89 24V23H88ZM98 24V23H97ZM102 24V23H101ZM104 24V23H103ZM111 24V23H110ZM123 23H122V25H124ZM190 24V23H189ZM194 24V23H193ZM226 24V23H225ZM227 24H228V22H227ZM235 24V23H234ZM239 24L237 25V26H239ZM54 25V24H53ZM65 25V24H64ZM63 25V26H64ZM72 25H73V22H72ZM81 25V26H82ZM107 25H108V23H107ZM106 25V26H107ZM126 25H127V23H126ZM126 25H124L125 27L124 28H126ZM170 25V24H169ZM172 25V24H171ZM178 25V24H177ZM196 25H200V24H196ZM195 25V26H196ZM219 25V24H218ZM241 25V24H240ZM54 26H56V25H54ZM62 26V27H63ZM81 26H79V27H81ZM84 26H85V24H84ZM90 25H88V27H89ZM97 26V25H96ZM96 26H94V27H96ZM100 26V25H99ZM102 26V25H101ZM105 26V25H104ZM112 26H114V28L112 27ZM128 26V25H127ZM137 26V25H136ZM149 26V25H148ZM173 26V25H172ZM183 26V25H182ZM194 26V27H195ZM203 26V25H202ZM205 26V25H204ZM203 26V27H204ZM209 26V27H210ZM250 26H252V27H250ZM75 27V26H74ZM86 27V26H85ZM85 27H83V29L85 28ZM91 27V26H90ZM120 27V26H119ZM141 27H143V26H141ZM187 27V26H186ZM201 27V26H200ZM219 27H220V25H219ZM221 27H222V25H221ZM220 27V28H221ZM240 27V26H239ZM239 27H234V25L232 26V28H230V27H227L228 29L230 28V31H232V32H238L239 30H241V29H239ZM77 28V27H76ZM87 28V27H86ZM97 28V27H96ZM103 28V27H102ZM113 28V29H112ZM123 28V29H124ZM128 28H131V27H128ZM163 28H165L164 30H163ZM178 28H180V27H178ZM189 28V27H188ZM190 28H192V27H190ZM197 28H199V26L197 27ZM197 28H195L196 30H197ZM206 28V27H205ZM204 28V29H205ZM224 28L225 27H223V28H221V29H223L224 30ZM245 28H246V26H245ZM64 29V28H63ZM71 29H73V28H71ZM78 29V28H77ZM83 29L81 30V31H83ZM88 29V28H87ZM91 29V28H90ZM120 29H122V28H120ZM177 29V28H176ZM68 30H70V29H68ZM85 30V29H84ZM181 30V29H180ZM196 30H195V32H196ZM202 30H203V28H202ZM210 30H213V29H210ZM222 30V31H223ZM245 30V31H244ZM71 31H73V30H71ZM95 31V30H94ZM99 31V30H98ZM104 31V30H103ZM176 31V30H175ZM190 31V30H189ZM216 31H218V30H216ZM221 31V32H222ZM229 31V32H230ZM85 32V31H84ZM84 32H82L83 34H84ZM92 32H93V30H92ZM91 31H89V33H92ZM178 32V31H177ZM186 32V31H185ZM191 32H193V30L191 31ZM190 32V33H191ZM194 32V33H195ZM199 32L202 34V32L199 30ZM207 32V31H206ZM205 32V33H206ZM213 33V31H210L209 32V34L210 33ZM215 32V31H214ZM219 32H220V30H219ZM219 32H218V34H219ZM224 32H226V31H224ZM224 32H222V33H224ZM76 33H77V31H76ZM81 33V32H80ZM86 33V32H85ZM88 33V32H87ZM88 33V34H89ZM98 33V32H97ZM180 33H182V32H180ZM186 33H188V31L186 32ZM197 33H198V30H197ZM216 33V32H215ZM215 33H214V35H215ZM69 34V33H68ZM82 34V35H83ZM94 34V33H93ZM103 34V33H102ZM201 34H199L198 33V36L197 37H203L204 36V34L203 35H201ZM239 34V33H238ZM56 35V36H57ZM62 35H64V34H62ZM71 35V34H70ZM82 35H80V36H82ZM91 35V34H90ZM186 35H190V34H186ZM195 35V34H194ZM201 35V36H200ZM221 35H223V34H220L219 35V38H220V36ZM227 35V34H226ZM74 36V35H73ZM77 36V35H76ZM86 36V38L88 37L87 35H85ZM104 37H105V35H103ZM108 36L106 35V38H108ZM208 35H207V33H206V35H205V37H207ZM216 36H217V33H216ZM216 36H214V37H216ZM225 36V35H224ZM230 36V35H229ZM233 36V35H232ZM71 37H72V35H71ZM70 37V38H71ZM93 37H95V35H93ZM93 37L91 36V39L93 40ZM148 38V37H151V40L152 41H147L145 38ZM152 37H153V39H152ZM211 37H213V36H211ZM210 36H208V38L209 39H202V38H199V39H202L203 41H198L196 44L194 43V45H195V47H199V49L201 48V50H199L198 51V53H200V51H202V52H205V53H208V51H210V50H212L213 48L214 49H216L217 50V52H216V54H213L214 56L215 55H218V57L217 56H215L216 58H219L220 56L219 55H222L223 56V54L226 52L225 51V49H224V47H229L228 46V43H230V42H228V43H226L225 42V37L221 40V39H219L220 41H216V42H218V44H216V45H218V46H216L217 48H215V46H213L212 45V42H213V44H214V41H212L211 43H210V38H211ZM222 37V36H221ZM241 37V38H242ZM82 38H83V36H82ZM81 37H80V39H82ZM121 39L122 40V44L121 45H117V43H115V40H117V39ZM155 38H159L160 39V41H158V40H156ZM188 38H189V40H188ZM233 38V37H232ZM53 39H54V37H53ZM53 39H52V41H53ZM72 39L73 38H71V41H72ZM78 39V38H77ZM77 39H75L76 41H77ZM105 39V38H104ZM155 39V40H154ZM193 39V38H192ZM236 39V38H235ZM74 40V39H73ZM75 40H74V42H75ZM92 40H90V41H92ZM98 40V39H97ZM144 40H146V42L144 41ZM212 40H214V39H212ZM232 40V39H231ZM84 41V40H83ZM96 41V40H95ZM106 41H107V39H106ZM105 41V42H106ZM108 41V42H109ZM120 41V40H119ZM118 41V42H119ZM162 41H163V46L162 47H160V45H162ZM195 41H197V39L195 40ZM235 41V40H234ZM237 41V40H236ZM69 42V41H68ZM67 42V43H68ZM81 42V41H80ZM87 42V41H86ZM158 42H161V44L160 43H158ZM232 42V41H231ZM55 43V42H54ZM70 43V42H69ZM132 43L134 44L133 46H135L136 48L135 49H138V53H137V55H135V57L134 58H136V59H139V58H141L142 59V61L141 62H138V64L140 63V66H139V68H137L136 67V63H135V68H137V69H134L131 65H133V62H136V60H131V59H133V58H129L130 59V62L132 61V64L130 63V66L131 67H128L127 69H126V67H125V65H122L121 63H123L124 62V60L121 62V63H119L121 60H122V58H121V60L118 62V60H116L118 57L117 56H119V55H121V57L122 56H125V55H123L124 54V51L126 50V49H128V44H131V48H130V50L131 49H134L133 47H132ZM140 43H142V44H144V46L142 47V46H140ZM238 43V42H237ZM241 43H243V42H241ZM246 43V42H245ZM244 43V44H245ZM53 44V43H52ZM58 44V43H57ZM65 44V43H64ZM71 44V43H70ZM77 44V43H76ZM91 43L89 42V45H90ZM95 45H96V42L94 43ZM158 44H160V45H158ZM211 44V45H210ZM234 44H236V43H234ZM233 44V45H234ZM244 44L242 45V46H244ZM246 44V46L248 47V45ZM54 45V44H53ZM52 45V46H53ZM83 45L85 46L86 45V43L84 42L83 43ZM193 45V46H194ZM230 45V44H229ZM56 46V45H55ZM61 46V45H60ZM77 46V45H76ZM81 46V45H80ZM83 46V47H84ZM130 46V45H129ZM178 46H177V48H178ZM191 48H193L192 47V41H191ZM211 46H213L212 47V49H210V47ZM70 47V46H69ZM72 47V46H71ZM88 47V46H87ZM95 47V46H94ZM232 47V46H231ZM230 47V48H231ZM234 47V46H233ZM246 47V48H247ZM53 49L54 48H56V47H52ZM82 48V47H81ZM90 48V47H89ZM88 48V49H89ZM97 48V47H96ZM183 48V49H184ZM60 49V48H59ZM87 49V50H88ZM91 49H92V47H91ZM93 49H95V48H93ZM194 49V48H193ZM193 49H192V51H193ZM196 49V48H195ZM69 50V49H68ZM71 50V49H70ZM82 50V52L81 53H83L84 52V50H83V48L81 49ZM98 50V51H99ZM129 50V49H128ZM165 50H167V52L165 51ZM175 50V49H174ZM179 50V49H178ZM181 50H182V48H181ZM186 50H191V49H186ZM227 50H228V48H227ZM232 50H233V48H232ZM55 51H57L56 49H55ZM62 51H63V49H62ZM73 51V50H72ZM136 51V50H135ZM171 51V50H170ZM197 50H195V51H193L194 53L196 52ZM243 51V50H242ZM252 51V50H251ZM52 52H54V51H52ZM66 52V51H65ZM88 52V51H87ZM92 52H94V54H95V51H91V53ZM134 51H132V53H133ZM137 52V51H136ZM165 52H166V54H165ZM183 52H184V55H185V51L183 50ZM215 52V51H214ZM227 52H229V50L227 51ZM226 52V53H227ZM231 52V51H230ZM239 52H240V50H239ZM75 53V52H74ZM79 53V51L77 52V54ZM86 53V52H85ZM88 53H90V52H88ZM87 53V54H88ZM90 53V54H91ZM97 53V52H96ZM167 53H168V57H167ZM182 53V52H181ZM212 53H213V50H212ZM211 53V54H212ZM243 53V52H242ZM65 54V53H64ZM90 54H88V56L90 55ZM93 54V53H92ZM126 54H127V52H126ZM136 54V53H135ZM180 54V53H179ZM237 54H238V52H237ZM68 55V54H67ZM74 55V54H73ZM83 55V54H82ZM81 55V56H82ZM96 55V54H95ZM95 55H93V56H95ZM98 55V54H97ZM128 55H131V54H129V52H128ZM178 55V54H177ZM208 55H210V53L208 54ZM230 55H231V53H230ZM235 55V54H234ZM240 55V54H239ZM238 55V56H239ZM243 55V54H242ZM56 56H58V55H56ZM66 56V55H65ZM77 56V55H76ZM92 56V55H91ZM132 56V55H131ZM176 56V55H175ZM180 56H182V55H180ZM187 55H185V57H186ZM206 56H207V54H206ZM205 56V57H206ZM74 57V56H73ZM96 57V56H95ZM183 57V56H182ZM243 57V56H242ZM68 59H69V57H67ZM84 58V57H83ZM82 57H79V54H78V57H77V59L76 58H74V59H76L77 61L76 62H78V61H81L82 59H83ZM89 58V57H88ZM93 58V57H92ZM114 58H116V59H114ZM119 58H120V56H119ZM170 59H171V57H169ZM178 58H180L179 56H178ZM203 58V57H202ZM208 58H209V56H208ZM211 58V57H210ZM209 58V59H210ZM222 58V57H221ZM223 58H224V56H223ZM226 58V57H225ZM233 58V57H232ZM236 58V57H235ZM238 58V57H237ZM49 59H50V57H49ZM85 59L86 58H84V60H83V62L85 61ZM123 59H124V57H123ZM127 59V58H126ZM173 59H174V61L176 62V59L177 58H174L173 57ZM172 59V60H173ZM184 58H182V60H183ZM186 59H188V58H186ZM227 59H229V58H227ZM241 59V58H240ZM43 60V59H42ZM73 60V59H72ZM96 61H97V59H95ZM140 60V59H139ZM138 60V61H139ZM171 60V61H172ZM185 60V59H184ZM200 60H202V59H200ZM210 60H212V59H210ZM218 60V59H217ZM224 60V59H223ZM222 60V61H223ZM226 60V59H225ZM247 60V59H246ZM64 61H66V60H64ZM88 61H90L89 59H88ZM86 62V64H88L89 62ZM178 61H179V59H178ZM186 62H187V60H185ZM197 61L199 62L198 64H197ZM219 61H220V59H219ZM62 62V61H61ZM103 62V61H102ZM158 62H160V63H158ZM204 61H202V63H203ZM53 63V62H52ZM67 63V62H66ZM69 63V62H68ZM127 64L129 63V61H127L126 62ZM179 63V62H178ZM213 63H214V61H213ZM216 63H217V61H216ZM51 64V63H50ZM91 64V63H90ZM124 64V63H123ZM142 64V65H141ZM184 64V63H183ZM243 64H244V62H243ZM83 65H85V62H84V64ZM83 65H82V67H83ZM89 65V64H88ZM97 65H99L100 66V68H98L97 67ZM187 65H189V64H187ZM221 65H217V66H215V67H220ZM244 65H246V64H244ZM71 65H69V67H70ZM77 66V65H76ZM79 66H80V64H79ZM127 66H129V64L127 65ZM138 66V65H137ZM141 66H145V69H153V73H151L149 76H147L146 74H142V73H145V72H142V70H143V68H142V70H140L141 69ZM177 66H179V65H177ZM186 66V65H185ZM259 66V65H258ZM51 67V66H50ZM56 67V66H55ZM85 67V66H84ZM83 67V69H85ZM157 67V68H156ZM180 67V66H179ZM191 67V66H190ZM202 67V66H201ZM214 67V68H215ZM63 68V67H62ZM79 68V67H78ZM88 68V67H87ZM90 68V67H89ZM88 68V69H89ZM214 68L212 69V71L214 70ZM248 68V67H247ZM77 69V68H76ZM83 69H81V70H83ZM87 69V70H88ZM92 69V68H91ZM91 69H89V70H91ZM144 69V70H145ZM169 69L172 71L171 73H173L174 75L173 76H171L170 74V72H168V74L169 75H166V72L167 71H169ZM178 69H180V68H178ZM205 69V68H204ZM216 70H217V68H215ZM219 69V68H218ZM251 69V68H250ZM56 70V69H55ZM81 70H80V72L79 73H82V72H84V70L81 72ZM86 70V71H87ZM92 70V71H93ZM138 70H140V71H138ZM154 70H160L161 72L159 73V71L155 74V71ZM174 70V71H175ZM187 70V69H186ZM220 70V69H219ZM61 71H64V70H61ZM79 71V70H78ZM85 71V72H86ZM131 71H134V73H135V71H137L136 72V75L138 74V76L137 77H139V79L138 80H134L133 79V81H135L134 83H130V79L128 80V78L129 77H131V76H129L128 77V75H131ZM147 71V70H146ZM151 71V70H150ZM191 71H190V73H191ZM204 71V70H203ZM206 71V70H205ZM215 71V70H214ZM251 71V70H250ZM254 71V70H253ZM263 71H264V69H263ZM84 72V73H85ZM147 72H149V71H147ZM198 72H200V73H198ZM207 72V71H206ZM71 73V72H70ZM88 73H90V74H92L91 73V71L89 72L88 71ZM130 73V74H129ZM133 73V72H132ZM64 74V73H63ZM71 74H73V73H71ZM97 74H95V75H97ZM159 74H161L160 76H158ZM66 75H67V73H66ZM65 75V76H66ZM70 74H68V76H69ZM86 75V74H85ZM134 75V74H133ZM64 76V77H65ZM79 76V75H78ZM81 76H82V74H81ZM89 76H91L90 78H92L93 76H94V73H93V76L92 75H89ZM99 76V75H98ZM98 76H95V78L96 77H98ZM127 76V77H126ZM85 77V76H84ZM101 77V76H100ZM99 77V78H100ZM260 77V78H259ZM37 78V77H36ZM53 78V77H52ZM66 78H67V76H66ZM89 78V77H88ZM132 78H134V77H132ZM131 78V79H132ZM259 78V79H258ZM46 79V78H45ZM70 79V78H69ZM87 79V78H86ZM86 79H85V81H86ZM98 79V78H97ZM97 79H96V81H97ZM221 80L224 84H226L227 85V89L226 90H224V91H226L225 93L223 92V90H222V92L224 93V94H222L221 96L220 95H218L219 97H220V99L219 100H217V101H219L218 102V107H217V110H218V108H219V111L221 112H224V111H226L227 113H230V114H232L233 115V119H232V122L230 123V133L235 137V138H233V139H236L235 140V147H234V150H231V149H229V148H227V146L228 145H226V144H224V143H222L223 142V140L224 139H226L227 137H223V139H221L222 138V136H223V131L221 130V128H220V125L219 124H222V123H219L218 124V122L216 121V120H218L217 118H216V120L214 121L213 119H212V117L210 118V116H209V105H208V102H211L212 100V102H214V99H211V97H210V93H211V90H212V88L213 87H215V86H213L212 87V85H214V81H215V83H217V81L216 80ZM47 80V79H46ZM92 80V79H91ZM91 80H89V81H91ZM94 81H95V79H93ZM52 81V80H51ZM63 81H66V80H63ZM74 81V80H73ZM137 81V82H136ZM93 82V81H92ZM90 83V84H93V83ZM102 82V83H103ZM47 83V82H46ZM63 83H65V82H63ZM71 83V82H70ZM73 84H74V82H72ZM86 83V82H85ZM101 83V84H102ZM72 84V85H73ZM77 84H79L78 82H77ZM88 84V83H87ZM89 84V85H90ZM218 84V83H217ZM216 84V85H217ZM223 84V85H224ZM47 85H48V83H47ZM67 85V84H66ZM70 85V84H69ZM75 85H76V83H75ZM81 85H84L85 86V84H81ZM100 85V86H99ZM219 85H220V82H219ZM222 85V84H221ZM68 86V85H67ZM71 86V85H70ZM69 86V87H70ZM77 86H79V85H77ZM76 86V87H77ZM95 86H93L94 88H95ZM60 87V86H59ZM75 87V89H77ZM90 87H91V85H90ZM89 87V88H90ZM47 88V87H46ZM67 88V87H66ZM71 88V87H70ZM72 88H73V86H72ZM35 89V88H34ZM75 89L73 90V91H75ZM92 89V88H91ZM206 89V90H205ZM218 89H220V88H218ZM69 90V89H68ZM78 90H79V87H78ZM80 90H81V88H80ZM79 90V91H80ZM85 89H83V91H84ZM90 90V89H89ZM88 90V91H89ZM213 90H214V88H213ZM221 90V89H220ZM47 91V90H46ZM49 91V90H48ZM58 91V90H57ZM71 91V90H70ZM79 91H76L75 93L77 94V98H74L73 96V98L71 99V100H74V101H76V99L78 100L79 98H78V94H81V93H78ZM82 91V93H84ZM90 91H92V90H90ZM89 91V92H90ZM94 91V90H93ZM206 91V92H205ZM218 91V90H217ZM86 92V91H85ZM213 92V91H212ZM222 92H220V93H222ZM56 93V92H55ZM62 93V92H61ZM72 93H74V92H72ZM215 93V92H214ZM218 93V92H217ZM49 94V93H48ZM60 94V93H59ZM65 94V93H64ZM64 94H62V95H64ZM67 94H68V92H67ZM84 94H86L87 95V93H84ZM58 95V94H57ZM69 95V94H68ZM83 95V94H82ZM213 95V94H212ZM80 96V95H79ZM153 96V97H152ZM216 95H214V97H215ZM76 97V96H75ZM83 97V96H82ZM81 97V98H82ZM85 98H86V96H84ZM87 97H88V95H87ZM63 98V97H62ZM69 98V97H68ZM67 98V99H68ZM89 98V97H88ZM62 100H64V99H62ZM69 100V99H68ZM71 100H69V101H71ZM83 100V99H82ZM81 100V101H82ZM90 100V101H91ZM211 100V101H210ZM43 101V100H42ZM58 101V100H57ZM61 100H59V102H60ZM87 101H88V99H87ZM86 101V102H87ZM89 101V102H90ZM94 101H95V99H94ZM217 101H216V103H217ZM66 102V101H65ZM80 102V101H79ZM93 102V101H92ZM191 102H193V103H195L197 106H196V108L199 106V108H200V110H196L195 111V113H194V107L191 109V111H193V113L194 114H192L190 111H188L189 109L187 108V106H188V104H190ZM76 103V102H75ZM82 103V102H81ZM216 103H214V106L216 107L217 105H215ZM60 104V103H59ZM59 104H58V106H59ZM88 104V103H87ZM93 104H95V103H93ZM102 104V103H101ZM184 104V105H183ZM187 104V106H185ZM209 104H212V103H209ZM49 105V104H48ZM47 105V106H48ZM65 105V104H64ZM78 105V104H77ZM103 105H104V103H103ZM192 105V104H191ZM190 105V107H192ZM45 106H46V104H45ZM70 105H68V107H69ZM80 107H81V104L79 105ZM97 106V105H96ZM99 106H101V105H99ZM166 106H168L169 107V110H168V114L166 115L168 118L169 117H174V112L176 111V108H178V107H180L179 108V117H180V119L182 120V123L180 122L181 120H178V119H176V120H172V118H170L171 120H168V121H166V123H165V121H163L161 118V114L162 113H159V109H162V110H164V109H166ZM184 106V107H183ZM57 107V106H56ZM61 106H59L58 108H60ZM65 107V106H64ZM66 107H67V103H66ZM70 107H74V106H70ZM88 107H90V106H88ZM88 107H87V109H88ZM91 107H92V105H91ZM104 107V106H103ZM105 107V108H106ZM163 107H165L164 109H163ZM167 107V108H168ZM189 107V106H188ZM208 107V108H207ZM46 108V107H45ZM49 108H50V106H49ZM96 108V107H95ZM101 108V107H100ZM99 108V109H100ZM199 108H197V109H199ZM51 109V108H50ZM62 108H60V110H61ZM69 109V108H68ZM83 109V108H82ZM98 109V108H97ZM97 109H96V113H97ZM108 109V110H109ZM215 109V108H214ZM76 110V109H75ZM90 110V109H89ZM89 110H87V112H85V113H87V115L89 116V113H88V111ZM94 110V109H93ZM166 110V111H167ZM45 111V110H44ZM44 111L42 110V112L44 113ZM49 111V110H48ZM56 111V110H55ZM54 111V112H55ZM63 111V110H62ZM71 111H73V112H76V111H74V109L73 110H71ZM99 111V110H98ZM107 111V110H106ZM111 111H109V112H111ZM165 111V112H166ZM213 111V110H212ZM212 111H211V113H212ZM215 111V110H214ZM69 112V111H68ZM83 112V113H84ZM90 112V111H89ZM93 112V111H92ZM100 112H101V110H100ZM99 112V113H100ZM163 112V111H162ZM217 112V113H216ZM48 113H51V111H49ZM55 113H57V112H55ZM58 113H59V111H58ZM70 113V112H69ZM77 113V112H76ZM81 113H82V111H81ZM91 113V112H90ZM96 113H94L93 112V114H96ZM99 113L97 114V115H99ZM102 113V112H101ZM100 113V114H101ZM178 113V110L176 111V114ZM215 114H218V111H215L214 112ZM226 113V114H227ZM62 114V113H61ZM73 114V113H72ZM104 114V113H103ZM106 114V113H105ZM104 114V115H105ZM166 114V113H165ZM46 115V114H45ZM50 115V114H49ZM66 115V114H65ZM108 115V114H107ZM106 115V116H107ZM222 115H224L223 113H222ZM229 114H227V116H228ZM232 115L231 116H229V117H232ZM44 116V115H43ZM57 116H58V114H57ZM56 116V117H57ZM62 116V115H61ZM73 116H75V113H74V115ZM80 116V115H79ZM92 116V115H91ZM95 116V115H94ZM109 116V117H110ZM153 116V117H152ZM176 116V115H175ZM215 116V115H214ZM225 116V115H224ZM45 117L46 116H44L43 118H42V120H43V124H45V121H44V119H45ZM55 117V116H54ZM65 116L63 115V119L65 120V118H64ZM77 117V116H76ZM93 117V116H92ZM96 117V116H95ZM95 117L93 118L94 120L93 121H95L96 119H95ZM150 117V118H149ZM178 117V116H177ZM177 117H174V118H177ZM216 117V116H215ZM218 117V116H217ZM229 117H227L228 118V120H229ZM48 118H50L49 116H48ZM58 118V117H57ZM70 118V117H69ZM68 118V119H69ZM78 118V117H77ZM81 118V117H80ZM85 118H87V117H85ZM97 118V117H96ZM99 118H101V115L99 116ZM108 118V117H107ZM106 117L105 118H102L103 119V122H105L106 120L105 119H107ZM136 118V119H135ZM149 120H148V119ZM166 118V117H165ZM60 119V118H59ZM88 119V118H87ZM86 119V120H87ZM111 119V120H112ZM127 119H125V121L127 120ZM143 119H139V121H137L138 123H140L138 126L139 127H144L145 125H142V120ZM209 119L211 120V123H212V125H209ZM225 119V118H224ZM51 120H52V117H51ZM50 120V121H51ZM60 120H62V119H60ZM73 120H76V119H73ZM79 120V119H78ZM85 120V119H84ZM86 120H85V122H86ZM97 120H99L100 121V119H97ZM179 122H178V121ZM202 120H203V123H204V126H203V124L201 123L202 122ZM220 120H221V118L219 119V122H220ZM55 121H56V118H55ZM81 120H79V122H80ZM92 120H91V122H93ZM110 121V120H109ZM108 121V122H109ZM116 121V120H115ZM120 121L122 122L123 120L122 119H120ZM135 121V124L137 123ZM146 121H144L143 120V122H146ZM149 121V122H148ZM176 121H177V123H176ZM41 122V121H40ZM57 122H58V120H57ZM63 122V121H62ZM66 123H67V121H65ZM73 122V121H72ZM75 122V121H74ZM74 122L73 123H71V124H73L74 125ZM78 122V123H79ZM84 122V123H85ZM90 122V123H91ZM101 122V121H100ZM97 123V124H101V123ZM114 121L112 120V124H114L113 126H111L110 127V129H108V132H107V135H108V138L109 137H111V139H109V142H108V144L106 145L105 144V142L103 141V143H102V146H99L100 145V142H98V144L96 145V146H93V147H97V146H99V147H97V150H99L100 151V154L98 153V151L96 150V152H97V154H96V152H94L93 154L95 155V157L97 156V155H100L99 156V160L98 159H95L96 161L98 160V161H100V166L98 165V167H96V165H95V168H93L92 169V167L94 166V165H91V168L89 167V169L87 170V169H85L84 167V169L82 170V168H81V170H79V171H82V172H80L83 176H85L86 174L85 173H87L88 174V178L90 179V178H92V176H94V177H99V179H101V181H99V179H96V180H98L97 182L98 183H93V181H92V184H91V182L89 183V184H91L90 186H88L87 187V185L85 184V183H87V182H89L90 180L88 179V181L86 182L85 181V185H86V188H90L91 190L93 189L96 193H98V194H100V197L99 196H97V197H99V199H101V200H103V202L104 203H107V204H109V205H111V207H113V209L112 210H109L108 209V206H107V210H106V212H104L103 211V208H102V205H101V208L102 209H100V210H102V213L103 214H101V213H99L98 211V214H100V215H102V219H103V221H109V222H111L113 225H115V224H117L118 223V226H124V228H125V226L127 227V228H125V229H128L129 231H130V233H129V235L131 236V239H134L133 241H130V242H128V240H130V239H128L127 240V242H126V244H128L129 243V245H127V251H131L130 253H131V255H128L129 253L128 252H126L127 253V256L125 257V256H122L121 254H116V251H115V249L114 248H112L111 247V249H114L113 251H115L113 254H115L116 256L117 255H121L120 257H125L124 259H120L121 261H123V263L122 264H132L133 262H135V264L139 261V260H141V262H142V258L143 257H145V252H144V254H143V251H144V242H139V240H141L142 238L140 237V235H138L139 234V230H148V228H150L149 226H148V224L147 223H145L144 221V226H143V223H141V224H139L138 223V220L139 219H142L144 216H143V214H144V212H142L143 210H141L139 207H138V203L139 202H142V201H139L138 203H136L137 202V200H142V199H148V192H147V197H146V195L144 194V190H143V192H141V191H139L140 189H138V190H136L137 189V186H136V189H135V186H133L132 187V185H134L135 183H140V181H142V179L139 181V182H137V178H138V176H139V174H143V175H145L146 176V174L145 173H147V172H145L144 171V169L147 167V165L149 164H147V162L149 161V159L147 158V157H145L146 159H148L147 160V162H146V160L144 159V160H142V161H139V159H138V157L140 158V156H138V157H132V155L134 156L135 154L136 155H138L139 154V152L141 151L140 149H139V152H135V154H130L131 153V151H133V150H136L137 151V148L138 147H140L139 145H137V146H135L134 144H128L129 143V141H128V143H126L127 144V146H126V144L124 143V141L123 140H121V141H123V143H122V147L124 148L125 146V148H124V150H122L123 148H120L122 151L121 152H119L118 153V157H119V160L120 161H123L122 163H123V167H122V169H120L121 170V172H119V168H117L118 170V172H119V175H120V173H123V174H127V176H128V178H124V180H121L123 177H122V175H120V177H122L121 179H119L118 180V178H117V176L116 177H113V175L115 176V174H113L114 173V170H113V172L112 171H109L108 172V170L109 169H105V167H107V164H109V163H111V162H106V161H108V160H110L111 158V156L109 155L110 154V152H111V149H113L114 148V146H115V144L116 143H114L113 144V142L112 143H110V140H113V139H116V138H113L112 136H113V134L115 135V133H116V131L118 132V127H119V125H117V123H118V119H117V121L115 122V123H113ZM134 122V121H133ZM188 122L191 124V123H193V125L191 124L190 126L188 125V127H189V129H191L192 128V130L191 131H187V124H188ZM201 124H200V123ZM32 123V122H31ZM60 123V122H59ZM82 123V122H81ZM110 123V122H109ZM126 122H123L122 124L119 122L118 124H120V125H123V124H125ZM129 123V124H130ZM137 123V124H138ZM37 124V123H36ZM67 124H69V126H70V123H67ZM86 124V123H85ZM89 124V123H88ZM107 124V123H106ZM178 124H180V125H178ZM228 124V123H227ZM49 125V124H48ZM48 125H46L45 126V128L48 126ZM56 125H57V123H56ZM66 125V124H65ZM79 125V124H78ZM87 125V124H86ZM85 125V126H86ZM93 125H95L94 123H93ZM92 124H91V127L89 126V127H86V129L88 128V132L90 133V134H92V133H95L96 134V130H93L94 129V126H93ZM102 125H104V123L102 124ZM110 125V124H109ZM131 125V124H130ZM130 125H128V126H130ZM164 125H165V127H164ZM175 125H176V127H175ZM226 125V124H225ZM229 125V124H228ZM227 125V126H228ZM41 127L42 126H44V125H40ZM53 126V125H52ZM58 126V125H57ZM60 126V125H59ZM93 126V127H92ZM125 126H127V125H125ZM124 126V127H125ZM128 126L127 127H125V129H126V131L125 130H123L124 132H127V130H128ZM132 126V125H131ZM135 126H137V125H135ZM181 126H183V127H181ZM32 127V126H31ZM38 127V126H37ZM61 127V126H60ZM63 127H64V129L66 128L65 126H64V124H63ZM71 127H72V125H71ZM71 127H69V129H70V131H69V133L71 132ZM73 127H77V126H73ZM72 127V128H73ZM79 127V126H78ZM101 127V128H100ZM104 127H105V125H104ZM191 127V128H190ZM224 127V126H223ZM40 128V127H39ZM39 128H37V129H39ZM43 128V127H42ZM51 128V127H50ZM81 128H83L84 129V126L83 127H81ZM98 128H100L101 129V132L100 133H103V132H106L107 130L106 129H104V130H106V131H102L103 129V126H101V125H99V127ZM97 128V129H98ZM105 128H108V126H106ZM121 128H123V127H121ZM130 128V127H129ZM145 128V127H144ZM147 128H148V126H147ZM179 128V129H178ZM36 129V130H37ZM58 129V128H57ZM60 129V128H59ZM63 128H62V130H64ZM76 129V128H75ZM80 129V128H79ZM85 129V130H86ZM96 129V128H95ZM99 129V130H100ZM131 129V128H130ZM159 129V130H158ZM178 129V130H177ZM185 129V130H184ZM223 129V128H222ZM68 130V129H67ZM109 130H111V131H115V133H113V132H111V131H109ZM122 130H119V132H121ZM141 130V129H140ZM38 131V130H37ZM80 131H82V130H80ZM149 131H150V128H149ZM151 131V132H152ZM167 131V130H166ZM226 131V130H225ZM42 132H44V131H42ZM55 132V131H54ZM66 132V131H65ZM83 132V131H82ZM88 132H87V134H88ZM140 132V131H139ZM163 132H165V130L163 131ZM168 132H171V131H168ZM172 132H171V134H172ZM50 133H51V130H50ZM58 133V132H57ZM67 133V132H66ZM72 133V132H71ZM77 133V132H76ZM79 133V132H78ZM96 134V135H93L92 137H95L98 141H100V140H102V138L104 137L103 135L104 134H102V136H97V135H101V134ZM113 133V134H112ZM123 133V132H122ZM226 133H228L227 131L225 132V134ZM40 134H41V132H40ZM47 134V133H46ZM63 134V133H62ZM80 134V133H79ZM86 134V135H87ZM132 134V133H131ZM131 134H130V138H131ZM140 134V133H139ZM170 134V133H169ZM169 134H167V136L169 135ZM224 134V135H225ZM33 135H34V133H33ZM51 135V134H50ZM54 135H56V133L54 134ZM82 135V134H81ZM85 135V134H84ZM116 135H118L117 133H116ZM115 135V136H116ZM125 135V134H124ZM123 135V136H124ZM127 135V134H126ZM134 135V134H133ZM35 136H36V134H35ZM41 136L42 135H39V137L41 138ZM57 136V135H56ZM60 136V135H59ZM59 136H57V138L59 137ZM106 136V135H105ZM119 136V135H118ZM121 136V135H120ZM156 136V137H157ZM162 138H165V135H164V133H162L161 135H160ZM166 136V137H167ZM171 137V139H172V136L173 135H170ZM230 136V135H229ZM49 137V136H48ZM63 137V136H62ZM68 137H70V136H68ZM72 137V136H71ZM81 137V136H80ZM126 138L128 137V136H125ZM124 137V138H125ZM180 137V136H179ZM232 137V136H231ZM230 137V138H231ZM44 138H47V137H44ZM84 138H85V136H84ZM87 138V137H86ZM85 138V139H86ZM95 138H93V140L95 139ZM121 138V137H120ZM123 138V139H124ZM129 138V139H130ZM133 138V137H132ZM131 138V139H132ZM140 138L142 139L143 138V136L141 137L140 136ZM42 139V138H41ZM61 139H64V137L63 138H61ZM60 139V140H61ZM73 139V138H72ZM87 139H89V137L87 138ZM92 139V138H91ZM105 139H107V137L105 138ZM118 139V138H117ZM122 139V138H121ZM128 139V138H127ZM145 139V138H144ZM159 139V141H161L160 140V138H158ZM166 139V138H165ZM55 140V139H54ZM66 140V139H65ZM75 140V139H74ZM76 140H77V138H76ZM97 140H95V141H97ZM104 140V139H103ZM133 140V139H132ZM163 140L164 139H162V142H163ZM177 140V139H176ZM178 140H179V138H178ZM228 140H230V139H228ZM45 141H47L46 139H45ZM49 141H50V139H49ZM56 141V140H55ZM57 141H59V139L57 140ZM73 141V140H72ZM82 141H83V137H82ZM89 141V140H88ZM108 141V140H107ZM114 141H118V140H114ZM136 141V140H135ZM139 141H141V143H142V140H139ZM145 141V140H144ZM180 141V140H179ZM184 141V142H185ZM224 141H227V140H224ZM53 142V141H52ZM62 142V141H61ZM75 142V141H74ZM93 142V141H92ZM102 142V141H101ZM119 142V141H118ZM165 142H167V141H165ZM177 142V141H176ZM183 142V143H184ZM230 142V141H229ZM66 143V142H65ZM67 143H68V141H67ZM76 143V142H75ZM79 143V142H78ZM85 143V142H84ZM83 143V144H84ZM91 143V141L89 142V146L91 145L92 146V143ZM121 143H119L120 145H121ZM134 143V142H133ZM136 143V142H135ZM137 143H138V140H137ZM147 143V142H146ZM172 143V142H171ZM171 143H169V144H171ZM181 144H182V140H181V142H180ZM180 143H179V145H180ZM222 143V144H221ZM226 143V142H225ZM228 143V142H227ZM63 145H62V147L64 148V143H62ZM80 144H82V142L81 143H79V145ZM105 144V145H104ZM118 144V143H117ZM118 144V145H119ZM125 144V145H124ZM138 144H140V143H138ZM152 144V143H151ZM151 144L149 145V146H146V147H150L151 146ZM160 144V143H159ZM231 144H232V141H231ZM231 144H229L230 145V147H231ZM50 145V143H48V146ZM54 145H55V142H54ZM53 145V146H54ZM77 145V144H76ZM85 145V144H84ZM87 145V147H89L88 146V144H86ZM85 145V146H86ZM93 145H95V144H93ZM142 145V144H141ZM145 145H147V144H145ZM144 144L142 145V147L143 146H145ZM155 145V144H154ZM178 145V144H177ZM52 146V145H51ZM52 146V147H53ZM57 146V145H56ZM58 146H59V144H58ZM65 146H66V144H65ZM75 146V145H74ZM91 146H90V148H91ZM172 146V145H171ZM170 146V147H171ZM182 146H183V144H182ZM55 147V146H54ZM54 147H53V149H54ZM71 147V146H70ZM84 147V146H83ZM86 147V148H87ZM118 147H120V146H118ZM151 147H154V146H151ZM155 147H156V145H155ZM154 147V148H155ZM166 147H167V145H166ZM169 147V146H168ZM50 148V147H49ZM59 148V147H58ZM68 148V147H67ZM72 148V147H71ZM76 148V147H75ZM116 148V147H115ZM114 148V149H115ZM141 148V147H140ZM145 148V147H144ZM183 148V147H182ZM188 148V147H187ZM189 148L186 150V152L189 150ZM40 149V148H39ZM66 149V148H65ZM64 149V150H65ZM94 149V148H93ZM96 149V148H95ZM95 149L93 150V151H95ZM147 149H149V148H147ZM156 150H157V147L155 148ZM155 149H154V151H155ZM181 149V148H180ZM232 149H233V147H232ZM50 150V152H51V149H49ZM61 150H63L62 148H61ZM63 150V151H64ZM77 148H76V152H77ZM80 150V149H79ZM79 150H78V152H79ZM90 150V149H89ZM92 150V149H91ZM150 151H148V150H145V153L146 154H148L146 151H148V152H152L153 150H152V148H150L149 149ZM55 151V150H54ZM53 151V152H54ZM68 151H70V149L68 150ZM68 151H66V152H68ZM74 151V150H73ZM82 152H85V151H83V150H81ZM142 151H143V148H142ZM141 151V152H142ZM169 151V150H168ZM60 152V151H59ZM72 152V151H71ZM71 152H68V153H71ZM75 152V151H74ZM75 152V154L77 155V153ZM114 152V151H113ZM134 152V151H133ZM140 152V153H141ZM173 152V151H172ZM189 152V151H188ZM192 152V153H193ZM47 153V152H46ZM61 153V152H60ZM64 153H65V151H64ZM88 153V152H87ZM138 153V154H137ZM142 153H144V152H142ZM141 153V154H142ZM168 153V152H167ZM62 154H63V152H62ZM74 154V153H73ZM145 154V155H146ZM150 154V153H149ZM156 154V153H155ZM175 154V153H174ZM173 154V155H174ZM187 154H191V152H189V153H187ZM193 154H195V152L193 153ZM49 155V154H48ZM55 155V154H54ZM61 155V154H60ZM66 155V154H65ZM68 155V154H67ZM75 155V156H76ZM81 154L79 153V156H80ZM83 155L85 156L86 154H84L83 153ZM83 155H81V157L83 156ZM88 155H90V154H88ZM88 155L86 156V157H88ZM140 155V154H139ZM196 155V154H195ZM198 155V156H199ZM58 156V155H57ZM83 156V157H84ZM92 156V155H91ZM141 156H143V155H141ZM159 156V155H158ZM168 156V155H167ZM55 157V156H54ZM63 157V156H62ZM66 157V156H65ZM64 157V158H65ZM69 157H70V155H69ZM117 157V158H118ZM144 157H142V158H144ZM151 157V156H150ZM189 157V156H188ZM191 157H194V156H192L191 155ZM196 157V156H195ZM194 157V158H195ZM57 158V157H56ZM63 158V159H64ZM74 158V157H73ZM80 158V157H79ZM79 158H78V161H84V164H85V158H83V159H80L79 160ZM91 157H89V159H90ZM116 158V159H117ZM141 158V159H142ZM184 158V157H183ZM198 158V157H197ZM66 159H69V158H66ZM72 159V158H71ZM88 159V158H87ZM92 159H93V156H92ZM140 159V160H141ZM166 159H167V157H166ZM171 159V158H170ZM188 159V161L190 162V163H192L190 160ZM205 159V160H204ZM74 160H75V158H74ZM74 160H71V162L72 161H74ZM118 160V159H117ZM138 160V161H137ZM168 160V159H167ZM177 160V159H176ZM186 160V159H185ZM198 160V159H197ZM46 161V160H45ZM60 161V160H59ZM67 162H68V160H66ZM89 161V160H88ZM94 161V160H93ZM111 161V160H110ZM156 161V160H155ZM171 161H173V160H171ZM182 161V160H181ZM187 161V160H186ZM185 161V162H186ZM237 161H238V163H239V161H240V164H242L241 165V167L240 166H237L236 165V163H237ZM49 162V161H48ZM46 163V165L48 166V165H50L49 163ZM53 162V161H52ZM52 162H51V164H52ZM63 162V161H62ZM65 162V161H64ZM70 162V161H69ZM75 162H77V161H75ZM91 162L92 161H90V163H87L88 165L87 166H89V164H91ZM117 162V161H116ZM188 162V163H189ZM45 163V162H44ZM66 163V162H65ZM64 163V164H65ZM73 163V162H72ZM80 163V162H79ZM83 163V162H82ZM99 163V162H98ZM105 164V167H103V165H102V167L105 169V170H107L106 172H108V173H106L105 171H104V169H102V168H100L101 167V164ZM107 163V164H106ZM118 163V162H117ZM155 163V162H154ZM173 163H175V162H173ZM179 163V162H178ZM190 163H189V165L188 166H190ZM55 164V163H54ZM53 164V165H54ZM57 164V163H56ZM63 164V163H62ZM76 163H74V165H75ZM93 164H95L94 162H93ZM113 164H115V163H113ZM120 164V163H119ZM158 164V163H157ZM43 165V164H42ZM70 165V164H69ZM73 165V166H74ZM116 165V164H115ZM171 165V164H170ZM182 165V164H181ZM239 165V164H238ZM46 166V167H47ZM65 166H67V165H65ZM64 166V167H65ZM109 166V165H108ZM152 166H153V163H152ZM187 166V169L189 168ZM195 166H197V167H195ZM45 167V166H44ZM52 167H54V166H52ZM60 167V166H59ZM70 167V166H69ZM82 167V166H81ZM149 167V166H148ZM186 167V166H185ZM42 169H43V171H44V168L43 167H41ZM58 168V167H57ZM71 168V167H70ZM86 168H88V167H86ZM135 168V169H134ZM157 168V167H156ZM165 168V167H164ZM191 168V167H190ZM189 168V169H190ZM46 169H49V167L48 168H46ZM54 169V168H53ZM65 169L67 170V167H65ZM69 169V168H68ZM75 169V168H74ZM102 169V170H101ZM111 169V168H110ZM137 169V171H140V172H143V173H139V172H137V174H138V176L135 178V179H137L136 181L135 180H133L134 178L132 177L133 175H132V173H134L135 172V170ZM153 169V168H152ZM169 169V168H168ZM171 169V168H170ZM70 170H72V169H70ZM141 170H143V171H141ZM154 170V169H153ZM177 170V169H176ZM195 170V169H194ZM42 171V170H41ZM56 171V170H55ZM116 171V170H115ZM44 172H46V171H44ZM50 172H52V170H50ZM61 172H63V170L61 171ZM72 172V171H71ZM105 172V173H104ZM136 172H135V175H136ZM149 172V171H148ZM151 172V171H150ZM149 172V173H150ZM177 172V171H176ZM195 172V173H196ZM79 173V174H80ZM116 173V172H115ZM170 173V172H169ZM172 173V172H171ZM47 174V173H46ZM63 174V173H62ZM75 174H76V172H75ZM148 174V173H147ZM151 174V173H150ZM149 174V175H150ZM158 174V173H157ZM178 174V173H177ZM53 175V174H52ZM66 175V174H65ZM77 175V174H76ZM129 175H132V176H129ZM143 175L141 176V177H143ZM172 174H168V177H170ZM176 175V174H175ZM78 176V175H77ZM124 176V175H123ZM144 176V177H145ZM182 176H184V175H182ZM195 176V175H194ZM80 177H82V176H80ZM93 177V178H94ZM116 178L117 180H118V182L116 183V179L115 180H113V182L115 181V183L116 184H118V186H119V189H116L117 191L115 192V190H114V192L112 193L113 195H115L114 197H111V195H110V192L112 191V189L113 188H116V186L117 185H115V187H112V185H113V183L111 184V187H112V189L110 190V192L109 191H107L109 188V181H107V180H109V179H113V178ZM125 177V176H124ZM133 178L132 180L130 179V178ZM147 177V176H146ZM150 177H151V175H150ZM166 177H167V175L165 176V173L164 174H159L158 176H156V178L158 179V181H159V184H160V181L161 182H164V180H167V179H169L168 177H167V179H166ZM173 177V176H172ZM45 178V177H44ZM50 178V177H49ZM55 178V177H54ZM61 178V177H60ZM79 178V177H78ZM83 178V177H82ZM81 178V179H82ZM85 178V177H84ZM139 178H140V176H139ZM219 178V179H218ZM86 179V180H87ZM95 179V178H94ZM129 179V181L127 182V180ZM154 179V178H153ZM152 179V180H153ZM66 180V179H65ZM79 180V179H78ZM78 180H76V181H78ZM92 180V179H91ZM146 180V179H145ZM148 180V179H147ZM146 180V181H147ZM150 180V179H149ZM174 180V179H173ZM186 180V179H185ZM192 180V179H191ZM238 180V181H239ZM50 181V180H49ZM67 181V180H66ZM71 181V180H70ZM72 181H74V180H72ZM75 181V182H76ZM80 182V186L79 187H81L82 185H81V183L84 181V179L83 180H79ZM133 181L135 182L134 184H133ZM171 181V180H170ZM179 181V180H178ZM238 181H236V182H238ZM100 182V183H99ZM148 182V181H147ZM153 183L155 182V183H157L155 180L154 181H152ZM177 182V181H176ZM191 182V181H190ZM45 183H48V181L47 182H45ZM50 183V182H49ZM49 183L47 184V187H52L53 188V186H48L49 185ZM56 183V182H55ZM64 183V182H63ZM71 183V182H70ZM78 183V182H77ZM108 183V184H107ZM114 183V184H115ZM132 183V184H131ZM142 183H144V180L142 181ZM178 183V182H177ZM180 183V182H179ZM234 183V182H233ZM241 183V182H240ZM249 183V184H248ZM251 183L253 184V186H251ZM52 183H50V185H51ZM53 184H54V182H53ZM72 184V183H71ZM75 184V183H74ZM88 184V183H87ZM127 184H131V185H127ZM141 184V183H140ZM151 184V183H150ZM182 184V183H181ZM236 184V183H235ZM63 185V184H62ZM65 185V184H64ZM73 185V184H72ZM84 185V186H85ZM108 185V186H107ZM127 185V186H126ZM136 185V184H135ZM147 185V184H146ZM149 185V184H148ZM147 185V186H148ZM154 187H155V185L154 184H152ZM184 185V184H183ZM67 186V185H66ZM68 186H70V185H68ZM84 186L82 187V188H84ZM139 186V185H138ZM144 186V185H143ZM152 186V187H153ZM171 186H173V185H171ZM185 186V185H184ZM233 186V185H232ZM237 186H238V184H237ZM132 187V188H131ZM140 187V186H139ZM157 187V190H156V192L159 190L158 189V185L156 186ZM199 187V188H200ZM229 187H231L230 185H229ZM234 187V186H233ZM233 187H231L230 189H233ZM241 187V186H240ZM71 188V187H70ZM86 188H84V189H86ZM148 188L150 189V187L148 186ZM169 188H171V187H169ZM168 188V189H169ZM176 188V187H175ZM184 188V187H183ZM57 189V188H56ZM67 189V188H66ZM77 189V188H76ZM147 189V188H146ZM153 189V188H152ZM152 189H151V191H152ZM156 189V188H155ZM173 189H174V187H173ZM194 189V188H193ZM47 190V189H46ZM51 190V189H50ZM63 190V189H62ZM71 190V189H70ZM92 190V191H93ZM161 190V189H160ZM172 190V188L170 189V191ZM178 190V189H177ZM48 191V190H47ZM46 191V192H47ZM65 191V190H64ZM63 191V192H64ZM67 191V190H66ZM69 191V190H68ZM67 191V192H68ZM146 191V190H145ZM150 191V190H149ZM150 191V192H151ZM199 191V190H198ZM212 191V192H211ZM50 192V191H49ZM62 192V191H61ZM78 192H80V191H78ZM86 192H88V190H86ZM91 192V191H90ZM94 192V193H95ZM149 192V193H150ZM183 192V191H182ZM193 192V191H192ZM196 192H197V190H196ZM72 193V192H71ZM70 193V194H71ZM75 193V192H74ZM82 193V192H81ZM95 193V194H96ZM146 193V192H145ZM208 193V192H207ZM237 194H238V192H236ZM51 194V193H50ZM49 194V195H50ZM68 193H66V195H67ZM84 194V193H83ZM86 194V193H85ZM91 194V193H90ZM235 194V193H234ZM76 195V194H75ZM97 195V194H96ZM110 195V196H109ZM112 195V196H113ZM155 195V194H154ZM160 195V194H159ZM162 195V194H161ZM52 196V195H51ZM61 196V195H60ZM65 196V195H64ZM63 196V197H64ZM86 196V195H85ZM85 196H84V198H85ZM152 196V195H151ZM151 196H149L150 198L149 199H152V198H154V197H151ZM177 196H179V195H177ZM187 196V195H186ZM50 197V196H49ZM62 197V196H61ZM59 198L58 199V203H59V201H61L60 199H62L63 201H64V199L63 198ZM72 197V196H71ZM75 197V196H74ZM79 197V196H78ZM81 197H82V195H81ZM80 197V198H81ZM109 197V198H108ZM120 197L122 198H125V199H130V201L129 202H127V201H124V202H127V204H125L124 206L122 205V203L119 205V199H120ZM156 197V196H155ZM242 197V196H241ZM65 198V197H64ZM79 198V199H80ZM90 198V197H89ZM117 198H119L118 199V202H117ZM165 198H166V196H165ZM207 198H209V200L207 199ZM236 198V197H235ZM50 199V198H49ZM70 199V198H69ZM76 200V201H80V200H83V197H82V199H80V200ZM87 199H88V197H87ZM94 199V198H93ZM98 199V200H99ZM179 199H181V198H179ZM183 199V198H182ZM230 200L229 201V203L226 201V200ZM238 199V198H237ZM236 199V200H237ZM51 200V199H50ZM49 200V201H50ZM66 200V199H65ZM124 199H122V201H123ZM143 200V201H144ZM245 200V199H244ZM55 201V200H54ZM73 201V200H72ZM90 201V203H91V201H92V199L91 200H89ZM96 201H97V199H96ZM121 201V199H120V202H122ZM136 201V202H135ZM155 201V200H154ZM153 201V202H154ZM172 201V200H171ZM175 201V200H174ZM228 203H226V202ZM243 201V200H242ZM66 201H64V203H65ZM98 202H100V201H98ZM102 202V203H103ZM117 202V203H116ZM153 202H151V203H153ZM160 202V201H159ZM237 202V201H236ZM241 202V201H240ZM67 204H68V202H66ZM65 203V204H66ZM85 203V202H84ZM88 203V202H87ZM86 203V204H87ZM94 203V202H93ZM134 203H136V205H134ZM188 203V202H187ZM243 203V202H242ZM52 204H54V202L52 203ZM69 204H72L71 202H69ZM75 204L76 205H78L76 202H75ZM83 204V203H82ZM86 204H84V205H86ZM106 204V205H107ZM141 204V203H140ZM197 204V203H196ZM63 205V204H62ZM83 205V206H84ZM89 205V204H88ZM88 205H86V207H88ZM91 205H92V203H91ZM94 205H96V204H94ZM122 205V206H121ZM144 205V204H143ZM153 205V204H152ZM163 205V204H162ZM166 205H168V204H166ZM238 205V204H237ZM55 206V205H54ZM59 206V205H58ZM70 206V205H69ZM79 206H80V204H79ZM79 206H77V208L79 207ZM82 206V205H81ZM81 206H80V208H81ZM93 206V205H92ZM92 206H90V207H92ZM99 206H100V204H99ZM140 206V205H139ZM151 206V205H150ZM177 206V205H176ZM226 206V212L224 213L223 211H222V208L223 207H225ZM243 206V205H242ZM50 207V206H49ZM51 207H53V206H51ZM62 207V206H61ZM64 207H67L68 208V206H64ZM85 207V208H86ZM110 207V208H111ZM153 207V206H152ZM151 207V208H152ZM188 207V206H187ZM197 207V206H196ZM45 208V207H44ZM55 208V207H54ZM67 208H65V209H67ZM79 208V209H80ZM89 208V207H88ZM96 208H97V205H96ZM95 208V206H94V209H96ZM155 208V207H154ZM154 208H153V210H154ZM161 208V207H160ZM164 208V207H163ZM179 208V207H178ZM194 208H195V206H194ZM235 208H236V205H235ZM76 209V208H75ZM82 209V208H81ZM84 209V208H83ZM90 209V208H89ZM94 209H91V210H93L94 211ZM99 209V208H98ZM71 210H74V209H71ZM108 210L109 211H111V212H115L116 210H118V212H119V210H120V213L119 214H122L123 212H127V213H123V215L121 216V217H119V216H117V211H116V215L114 214H110V213H108ZM54 211V210H53ZM53 211H52V213H53ZM75 211V210H74ZM77 211V210H76ZM81 211V210H80ZM79 211V212H80ZM83 211V210H82ZM84 211H86V209L84 210ZM83 211V212H84ZM168 210H166V212H167ZM46 212V211H45ZM50 212V211H49ZM67 212V211H66ZM87 212L88 211H86L85 213L87 214ZM97 212H95V216H96V214H97ZM122 212V213H121ZM174 212V211H173ZM183 212V211H182ZM188 212V211H187ZM195 212V211H194ZM193 212V213H194ZM233 212V211H232ZM51 213V212H50ZM74 213V212H73ZM89 214H88V217H87V219H85L86 217L84 216L83 218V221L84 220H88V218L89 217H91L90 216V214H91V212H90V210H89V212H88ZM146 213V212H145ZM154 213V212H153ZM189 213V212H188ZM191 213V212H190ZM245 213V212H244ZM47 214V213H46ZM61 214V213H60ZM66 214V213H65ZM75 214V213H74ZM76 214H77V212H76ZM80 214H82V213H80ZM84 214V213H83ZM85 214V215H86ZM196 214V213H195ZM51 215V214H50ZM56 215V214H55ZM67 215V214H66ZM92 215H93V213H92ZM99 215V216H100ZM164 215V214H163ZM192 215V214H191ZM194 215V214H193ZM235 215V214H234ZM54 216V215H53ZM53 216H52V219H53ZM83 216V215H82ZM157 216V215H156ZM168 216V215H167ZM178 216V215H177ZM221 216V217H220ZM236 216V215H235ZM248 216V218H249V215H247ZM56 216H54V218H55ZM101 217V216H100ZM172 217H174V215H172ZM187 217V216H186ZM218 217H217V219H218ZM234 217V216H233ZM78 218L80 219V216H78ZM158 218V217H157ZM157 218H156V220H157ZM170 218V217H169ZM193 218V217H192ZM56 219V218H55ZM95 219V218H94ZM101 219V218H100ZM105 219V220H104ZM164 219V218H163ZM190 219V218H189ZM194 219V218H193ZM192 219V220H193ZM217 219H216V221H217ZM236 219V218H235ZM239 219V218H238ZM43 220V219H42ZM45 220V219H44ZM54 220V219H53ZM90 220V219H89ZM96 220V219H95ZM95 220H94V222H95ZM144 220H145V217H144ZM147 220L148 219H146V222H147ZM231 220V219H230ZM233 220H234V218H233ZM74 221V220H73ZM80 221V220H79ZM93 221V220H92ZM101 220H99V222H100ZM167 221V220H166ZM176 221V220H175ZM215 221V220H214ZM248 221V220H247ZM40 222V221H39ZM52 222V224L54 223L53 221H51ZM51 222H49V223H51ZM93 222V223H94ZM140 222H142V220L140 221ZM180 222V221H179ZM190 222V221H189ZM245 222V221H244ZM243 222V223H244ZM80 223V222H79ZM84 223H86V221H84ZM92 223V224H93ZM100 223H102V222H100ZM105 223V222H104ZM103 223V224H104ZM107 223V222H106ZM162 223V222H161ZM166 223V222H165ZM175 223V222H174ZM241 223V224H240ZM45 224H46V221H45ZM59 224V223H58ZM64 224V223H63ZM82 224V223H81ZM96 224V223H95ZM94 224V225H95ZM110 224V223H109ZM180 224V223H179ZM182 224V223H181ZM193 224V223H192ZM216 224V225H215ZM221 224V223H220ZM60 225V224H59ZM75 225V224H74ZM53 226V225H52ZM64 226H65V224H64ZM82 226H84V225H82ZM96 226V225H95ZM101 225H99V227H100ZM105 226H108V223L105 225ZM105 226L103 227V230L104 229H106L105 228ZM140 226V227H139ZM218 226V225H217ZM222 227H224L223 225H221ZM221 226H218L217 227V229L219 228V227H221ZM49 227V225L47 226V228ZM55 227H57L56 225H55ZM96 227H98V225L96 226ZM153 227V226H152ZM171 227V226H170ZM185 227V226H184ZM192 227H194V226H192ZM222 227H221V229H220V232L222 231ZM246 227V228H245ZM50 228V227H49ZM94 229H95V227H93ZM110 228L112 229V227H111V225H110ZM165 228V227H164ZM52 229H55V228H52ZM81 229H82V227H81ZM80 229V230H81ZM85 229L86 228H84V232H85ZM96 229H98V228H96ZM115 229V228H114ZM114 229H112L111 231L112 232H114ZM118 229V228H117ZM156 229V228H155ZM176 229V228H175ZM194 229V228H193ZM247 229V230H246ZM57 230V229H56ZM56 230L54 231V232H56ZM103 230H100L101 232H102V236H104V234H103V232L104 233H106L107 231L105 230V231H103ZM128 230H125V232H129ZM177 230V229H176ZM200 230V229H199ZM44 231V230H43ZM59 231H61V230H59ZM87 232V234H88V231H91V229L89 228V230L87 229L86 230ZM95 231V230H94ZM117 231V230H116ZM121 231H123L122 229H121ZM121 231H119V232H121ZM153 231V230H152ZM213 231V232H212ZM246 231V232H245ZM48 232H49V230H48ZM54 232L52 231V233L54 234ZM62 232V231H61ZM84 232H81V234H84V236L85 235H87L86 233H84ZM97 232H99V229H98V231ZM109 232V231H108ZM108 232H107V234H108ZM145 233H148V232H146V231H144ZM158 232H159V230H158ZM171 232V231H170ZM178 232V231H177ZM198 232V231H197ZM59 233V232H58ZM65 233V232H64ZM91 233V232H90ZM89 233V234H90ZM93 233V232H92ZM91 233V234H92ZM96 233V232H95ZM100 233V232H99ZM99 233H97L96 235H99ZM111 233V232H110ZM110 233L108 234V235H110ZM115 233V232H114ZM141 233V232H140ZM143 233V232H142ZM149 233H151L150 231H149ZM180 233V232H179ZM218 233H219V231H218ZM231 233H232V229H231ZM48 234V233H47ZM55 234H56V236H55ZM54 234V236H53V238H50L53 242L52 243H54V242H58V245H56L57 247L59 246L60 247V245L61 244H63L62 242L63 241H68V239L70 240V238H66V236L68 237V235H70V234H67V235H63V234H57V233H55ZM81 234H79V235H81ZM88 234V235H89ZM90 234V235H91ZM107 234H106V236H107ZM113 234V233H112ZM119 234H123V232L122 233H119ZM126 234V233H125ZM144 234V233H143ZM177 234V233H176ZM228 233H226V235H227ZM247 234V235H246ZM95 234H94V236H96ZM114 235V234H113ZM115 235H117V234H115ZM115 235L113 236V237H115ZM128 235V234H127ZM152 235V234H151ZM158 235V234H157ZM184 235V234H183ZM199 235V234H198ZM201 235V234H200ZM206 235V234H205ZM211 235V234H210ZM211 235V236H212ZM42 236V235H41ZM44 236V235H43ZM42 236V237H43ZM47 237H48V235H46ZM72 236V235H71ZM71 236H69V237H71ZM75 236V235H74ZM82 236V235H81ZM83 236V237H84ZM102 236L100 237V238H102ZM118 236H121V235H118ZM138 236H139V238H141V239H139V240H137V238H138ZM146 236V235H145ZM148 236H149V234H148ZM147 236V237H148ZM218 236V235H217ZM216 236V237H217ZM220 236V235H219ZM41 237V238H42ZM73 237V236H72ZM76 237V236H75ZM87 237V239H88V237L89 236H86ZM92 237V239H93V235H91L90 236V238ZM108 237V236H107ZM112 237V236H111ZM111 237L109 236V238L111 239ZM121 237H124V236H121ZM163 237V236H162ZM171 237V236H170ZM209 237V236H208ZM213 237V236H212ZM221 237V236H220ZM224 237V236H223ZM228 237V236H227ZM232 237H233V235H232ZM239 237L236 239V237L234 238V239H236V241H238L239 240ZM77 238V237H76ZM76 238H75V240H76ZM95 238V237H94ZM100 238H97L98 240L100 239ZM106 238V237H105ZM108 238V239H109ZM125 238V237H124ZM148 238H150V237H148ZM152 238V237H151ZM181 238V237H180ZM196 238V237H195ZM211 238V237H210ZM215 237H213V239H214ZM44 238H42V240H43ZM49 239V238H48ZM80 239V238H79ZM84 240H85V238H83ZM91 239V240H92ZM96 239V238H95ZM95 239H94V242H96L97 243V239H96V241H95ZM104 239V238H103ZM102 239V240H103ZM107 239V240H108ZM115 239H117V237L116 238H114V243H113V245H116L115 247H117V244H115L116 242H118V240L116 241ZM119 239V238H118ZM122 239V238H121ZM127 238H125V239H123V240H126ZM155 239V238H154ZM160 239V238H159ZM182 239V238H181ZM185 239V238H184ZM199 239V238H198ZM208 239V238H207ZM219 239V238H218ZM221 239V238H220ZM225 239V238H224ZM229 239H231V238H229ZM74 240V238H72V241L74 242L75 241ZM78 240V239H77ZM76 240V241H77ZM102 240H100V241H102ZM107 240L105 241L106 243H107ZM144 240H146V239H144ZM189 240V239H188ZM195 240V239H194ZM200 240H201V238H200ZM215 240H217V238L215 239ZM215 240H213V241H215ZM223 240V239H222ZM44 241V240H43ZM71 240L69 241V242H72ZM75 241V242H76ZM80 241V240H79ZM99 241V242H100ZM142 241V240H141ZM148 241H149V239H148ZM174 241V240H173ZM197 241V240H196ZM209 241H212V239L211 240H209ZM213 241H212V243H213ZM236 241H233L231 244H232V246H230L232 249L231 250H229L230 252H228V253H230V255H229V258L230 259H232L239 251L236 249L237 248V246H239V245H235V243H236ZM240 241V240H239ZM61 242V243H60ZM65 242V243H66ZM86 242V241H85ZM85 242H84V244H85ZM88 242H90V240L88 239V241L86 242V243H88ZM91 242H93V241H91ZM109 242H112L111 240H109ZM109 242L107 243V244H109ZM146 242V241H145ZM152 242V241H151ZM159 242H161V241H159ZM181 242V241H180ZM185 242H186V240H185ZM194 242V241H193ZM217 242V241H216ZM216 242L214 243V247H216V246H218L217 244H216ZM221 243H222V241H220ZM231 242V241H230ZM46 243V242H45ZM60 243V244H59ZM78 243H80V242H78ZM77 243V244H78ZM104 243V242H103ZM125 243V242H124ZM150 243V242H149ZM153 243V242H152ZM177 243V242H176ZM183 243V242H182ZM203 243H205L206 244V242H203ZM211 243V242H210ZM219 244V246L221 247V246H224V245H222V244ZM55 244H57V243H55ZM54 244V245H55ZM72 244V243H71ZM74 244V243H73ZM82 243H80L79 245H81ZM92 244V243H91ZM112 244V243H111ZM119 244V243H118ZM122 244V243H121ZM125 244V245H126ZM142 244V245H141ZM167 244V243H166ZM175 244V243H174ZM223 244H224V242H223ZM47 245V244H46ZM87 245V244H86ZM89 245V244H88ZM97 245H98V243H97ZM110 245V244H109ZM112 245V246H113ZM123 245V244H122ZM121 245V246H122ZM155 245V244H154ZM178 245V244H177ZM211 245V244H210ZM216 245V246H215ZM51 246V245H50ZM91 246V245H90ZM103 246V245H102ZM108 246V245H107ZM120 246V245H119ZM128 246H129V248H128ZM151 246V244L149 245V247ZM207 246V245H206ZM205 246V247H206ZM54 247V246H53ZM52 247V248H53ZM63 247H64V245H63ZM62 247V249H65V248H63ZM82 247V246H81ZM83 247H84V245H83ZM110 247V246H109ZM114 247V246H113ZM147 247H148V245H147ZM155 247V246H154ZM154 247H152V248H154ZM157 247V246H156ZM176 247V246H175ZM182 247V246H181ZM187 247V246H186ZM196 247H197V245H196ZM202 247V246H201ZM213 247V246H212ZM47 248H49V246L47 247ZM61 248V247H60ZM71 248H72V246H71ZM74 248H75V246H74ZM104 248H106L105 246H104ZM125 248L126 247H124V246H122V249L120 248V250H122V252H123V250H125ZM146 248V247H145ZM151 248V249H152ZM168 248V247H167ZM188 248V247H187ZM210 248V247H209ZM217 248V247H216ZM216 248L215 249H213V250H215L214 252H215V256L217 257V254H216ZM219 248V247H218ZM217 248V249H218ZM222 248V247H221ZM220 248V249H221ZM227 248V247H226ZM247 248V247H246ZM54 249H56V247L55 248H53V250ZM62 249L61 250H59V253L58 254H60V255H62L61 256V259H59L60 258V255H58L59 257H58V260H64V258H67V257H71V255L72 254H69V253H71V250L69 249H67L66 248V250L65 251H67V252H65L64 250L62 251ZM79 249V248H78ZM84 249V248H83ZM87 249H88V247H87ZM90 249H92V247L90 248ZM100 249H102V248H100ZM110 249V248H109ZM117 249H119L118 247L116 248V250ZM130 249V250H129ZM150 249V250H151ZM156 249V248H155ZM164 249V248H163ZM169 249H173L172 247L171 248H169ZM239 249V248H238ZM244 249V248H243ZM48 250H50V249H47V252H48ZM57 250H58V248H57ZM80 251L82 250V249H79ZM97 250V249H96ZM120 250H117L118 252L117 253H119V251ZM154 250V249H153ZM178 250V249H177ZM183 250V249H182ZM209 250V249H208ZM238 252H237V251ZM244 250H246V249H244ZM42 251H44V250H42ZM56 251V250H55ZM60 251H61V253H60ZM70 251V252H69ZM98 251V250H97ZM103 250H101V252H102ZM105 251H109L108 250V247H107V250L105 249ZM112 251V250H111ZM126 251V250H125ZM149 251V250H148ZM156 251H158V250H156ZM201 251V250H200ZM219 251V250H218ZM248 251V250H247ZM263 251H261V253L262 254H264V252ZM57 252L58 251H56V254H57ZM76 253H78L77 251H75ZM100 252V253H101ZM154 252H155V250H154ZM177 252V251H176ZM181 252V251H180ZM197 252V251H196ZM205 252H206V250H205ZM212 252V251H211ZM211 252L210 253H204L203 252V254H201V256H200V258H202L201 259V262H202V264H203V261H206V260H208L209 261V259H211L212 258V260L214 259V257H213V255L211 254ZM214 252H212L213 254H214ZM243 252V251H242ZM241 252V253H242ZM45 253H46V251H45ZM51 253V252H50ZM54 253V252H53ZM104 253V252H103ZM108 253H110V252H108ZM124 253V255H126V253L125 252H123ZM152 253V252H151ZM175 253V252H174ZM184 253V252H183ZM222 252H220V254H221ZM240 253V252H239ZM238 253V254H239ZM243 253H245V251L243 252ZM41 254H42V252H41ZM55 254V255H56ZM81 254L82 253H80V257H81ZM97 254V253H96ZM172 254V253H171ZM248 254V253H247ZM69 255V256H68ZM85 255V254H84ZM86 255H88V254H86ZM91 255H94V254H90V257H88V258H91L92 256ZM101 255H103V256H101ZM111 255V254H110ZM147 255H149V254H147ZM152 255H153V253H152ZM156 255H158V254H156ZM163 255V254H162ZM192 255V254H191ZM222 256H223V253L221 254ZM225 255H227V254H225ZM52 256H54V255H52ZM78 256V255H77ZM95 256V255H94ZM93 256V257H94ZM100 258H99V255H98V258H99V260L98 261H100L101 262V259H102V261H103V258H107V257H109V256H107V257H105L104 256V254H100ZM113 256V255H112ZM115 256V257H116ZM153 256H155V254L153 255ZM161 256V255H160ZM218 256H220V255H218ZM239 257H240V254L238 255ZM242 256L243 255H241V258H242ZM51 257V256H50ZM56 257V256H55ZM86 258H87V256H85ZM97 257V255L95 256V259H98V258H96ZM103 257V258H102ZM114 256H113V259L115 258ZM147 257V256H146ZM149 257V256H148ZM151 257V256H150ZM191 257V256H190ZM225 257V256H224ZM223 257V258H224ZM239 257H237L236 256V258H239ZM250 257H252V256H250ZM250 257H248L249 258V260H251V259H254V258H250ZM48 258V257H47ZM57 258V257H56ZM73 258V255H72V257L70 258V259H72ZM83 258V257H82ZM86 258H83V260L85 259V261L87 260ZM118 258V256L116 257V259ZM156 258V257H155ZM164 258V257H163ZM186 258V257H185ZM188 258V257H187ZM223 258L221 257L220 259H222V261H224L223 260ZM226 258H227V256H226ZM228 258V259H229ZM92 259H94V258H92ZM94 259V260H95ZM111 259V258H110ZM119 259V258H118ZM117 259V260H118ZM176 259V258H175ZM184 259V258H183ZM244 259V258H243ZM66 260V259H65ZM73 260V259H72ZM71 260V261H72ZM78 260V259H77ZM89 260H91V259H89ZM107 261H105V262H101L102 264H113V262H112V260H109V259H106ZM143 260H145V259H143ZM167 260V259H166ZM171 260H173V258L171 259ZM190 261H189V263L188 264H190V262H191V259H189ZM211 260V261H212ZM219 260V259H218ZM232 260H234V261H231V262H235V258H233ZM48 261V260H47ZM84 261V262H85ZM88 261V260H87ZM93 261V260H92ZM96 261V260H95ZM95 261H93V262H95ZM98 261H96V262H98ZM119 261V260H118ZM148 261H149V258H148ZM152 261H155V260H152ZM157 261V260H156ZM168 261V260H167ZM174 261V260H173ZM188 261V260H187ZM186 261V262H187ZM193 261V260H192ZM207 261V262H208ZM246 261V260H245ZM254 261V260H253ZM55 262H58L59 263V261H55ZM62 262V261H61ZM68 262V261H67ZM75 262H76V260H75ZM75 262H72V263H75ZM83 262V261H82ZM83 262V263H84ZM90 262V261H89ZM100 262H98V264L100 263ZM114 262H116L115 260H114ZM145 262V261H144ZM159 262V261H158ZM165 262V261H164ZM184 262H185V260H184ZM194 262V261H193ZM192 262V263H193ZM207 262H205L206 264H207ZM213 262H215V260L213 261ZM221 262V261H220ZM230 262V263H231ZM249 262V261H248ZM71 263V264H72ZM77 263V262H76ZM79 264H82V263H80V262H78ZM77 263V264H78ZM87 263V262H86ZM85 263V264H86ZM92 263V262H91ZM90 263V264H91ZM148 263H150V262H148ZM181 263H183V262H181ZM180 263V264H181ZM209 263H210V261H209ZM217 263V262H216ZM222 263V262H221ZM225 263V262H224ZM229 263V264H230ZM236 263H237V260H236ZM252 263V262H251ZM250 263V264H251ZM65 264V263H64ZM93 264V263H92ZM116 264V263H115ZM118 264V263H117ZM120 264V263H119ZM138 264H141L140 263V261H139V263ZM142 264H143V262H142ZM155 264V263H154ZM187 264V263H186ZM195 264V263H194ZM198 264H200L199 262H198ZM219 264V263H218ZM235 264V263H234ZM242 264V263H241Z\"/></svg>",
  "mask_w": 264,
  "mask_h": 264
}]
</instances>
